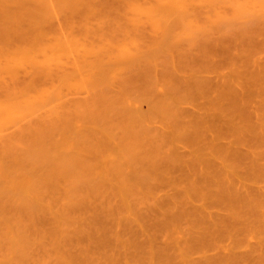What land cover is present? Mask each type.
<instances>
[{"label": "rangeland", "instance_id": "374dc122", "mask_svg": "<svg viewBox=\"0 0 264 264\" xmlns=\"http://www.w3.org/2000/svg\"><path fill=\"white\" fill-rule=\"evenodd\" d=\"M17 1L18 0H9V1L0 0V7L2 6L0 10H3L4 6L5 7L7 6L6 8L8 9L7 11V9H5L4 7L5 11L3 12H11L9 13L10 15L12 13L13 14L15 13L14 15L20 16L17 13L18 12L20 13L19 10L21 9V7L26 8L25 11L27 10L28 12V14L27 12L26 14L24 13L21 14V17L22 15H24L23 16L24 19L23 18L22 19L25 21L27 25L25 23L22 24L21 19H20L21 25H19L20 23L15 22V25L13 23L14 26H11V30H10V24H12V22L8 24L9 26L5 24L7 22H4V20H3L4 23L0 24V26H2V28L0 27L2 30L9 29L8 31H13V28L17 27L20 34V37L17 38L13 37V38H9L7 41H4L2 30L0 29V264L2 263L3 264H151V262L152 264H160V263L165 264L166 262H167L166 264H169L172 259V256H174L175 254L176 255L173 257L174 259H172L171 264H175L176 262H177L176 264H181L182 262H183L182 264H185L186 262H189L186 264H192L193 262H195L193 261L195 260L193 259V256L195 255L196 257H198L196 258L198 261H201L202 258L204 259V257L202 256L201 257L199 255L197 256L198 252L197 254H193L195 252L191 251V249L196 251L197 248L198 251L200 250L199 247L193 246V244L195 243H192L195 242L193 241V239H198L196 238V235L198 234V236L200 237L201 236L200 234L206 233V231L203 233V231L201 230L203 226L201 225L199 220H201L202 223L204 221L202 220L204 214L202 215L201 213L209 212L207 209H210V211L211 209H213V212L216 211L215 209H219L216 211L218 213L215 212L219 217L220 216L219 213H221L222 209L228 207L229 202L228 204L225 203L226 204L225 206L222 203V201L224 200L222 198H224L226 194L228 195L227 192L229 190L226 192L227 189L224 191L223 190L224 187H222V189L218 192L220 187L214 185L211 191L215 189L212 192L217 193V195L220 196L215 197L216 196L215 195L214 197H211L213 196V194L207 193L212 186L211 185L212 182L210 184L209 183L210 181L208 182V180L211 177L215 180L217 179L218 180V182L216 180L217 185H220L219 181L221 179H218L215 174L214 175L216 178L214 177V175L211 176L212 174L210 168H208L209 165L206 162H203L204 157L208 155L206 151V155L202 156L204 152L202 150L205 147L201 145L203 143L199 140L201 143L198 142L200 144L197 143V148H196L195 147L196 145L192 143L193 138L190 137L191 135L193 136V134L196 133L198 134V129L196 128L198 127V125L195 126V124H198V121L193 119V117L195 116L192 115H195L197 111L201 113V111L197 109L198 107L196 106V104L193 105V98L197 96V95L195 96V93L193 92H195V89L196 92L199 90L198 88H195V86L196 87L200 86L199 88H202L203 86L202 84H204L203 82L204 79L207 80V82L208 80H212L214 81L213 84H215V82H218L216 81V79L218 80V78H220L219 81H223L221 80V78L223 79V77L227 76L226 74H228V77L231 76V79L233 81L235 79L238 82L245 75L242 72L245 71L247 72L248 70V74H249V72L252 70L251 68L254 67L255 64H258L260 62V64L258 65H261L262 63H264V0H215L214 2L213 0H202V1L193 0V8L196 7L197 9H195V12L192 11L193 13H191L190 15L187 14L191 17L188 16L189 18L188 17L186 18L184 16L182 17L181 15V17L179 16L180 17L179 18L177 12L175 14L173 13V15L177 17L171 15L172 13L170 15L162 14L164 15L166 21H167L166 17H168V15L170 16L168 20L169 26L168 23L164 21L161 22L164 23V26L163 24L162 26H159L160 24L159 21H156V24H154L155 22L154 20L158 18L156 17V14H154L155 19L153 18L154 16L151 19H149L150 21L153 20L152 22L155 25L154 27H151L150 21L146 20L149 17L147 18V16H144L145 13L142 14V12H138L140 13L138 14L137 11H134V7L132 8V5L137 4L138 7L141 6V8L142 7L148 8L151 5L155 6L154 4L157 3V0H88L90 4L86 3L87 2L86 0H85L86 2L83 0L85 3H83L82 0H78L77 5L79 6L82 5V7L86 6L85 8L84 7L82 8L81 6L78 7L77 5L74 6V3L76 2L75 0H74L75 2L72 0L73 3L71 2V0H69L71 2L70 5L71 6L73 5L72 7L68 5L69 4L68 0H66V4L64 0H31L30 2H28L29 0H27V2L30 3V5L26 1H25L26 3H24V0L22 1L19 0L18 2ZM60 1L62 3L64 2V5ZM22 2L23 5L21 6ZM31 2L33 3L36 2V4L34 3L33 5V3ZM59 2L61 4H59ZM27 4L29 6H27ZM14 5H16V7L18 8H19L18 5H20V9L18 10V8H16L15 10H13L12 8H15ZM74 7L75 9H77V11H75ZM35 8L39 9L38 10L39 13L36 12L37 9L35 10ZM86 8L87 10H85ZM248 9H250L249 11L251 12H249ZM33 10H35V12L40 18L39 20L35 19L36 21L33 23H32L33 20L32 19L30 21L32 24L31 26H29L27 23L28 22L27 19H29L30 16L29 14L30 13L32 14V12H34ZM72 10H74V13L72 12ZM15 11L18 12L16 13ZM3 12L0 11L1 14H3ZM156 12L158 14H161L158 11H155V13ZM5 14L6 16H8L7 13ZM34 14L35 13H33V15ZM33 15L31 16L33 17ZM162 15H158V16H162ZM16 18L13 19L16 20ZM25 18L27 19L25 20ZM18 20L19 19H17V21ZM172 20L174 21L173 23H171ZM10 21H12V19ZM181 21H182V25H178L177 23H180ZM218 21L219 24L221 25L218 24ZM0 22H2V19H0ZM157 22L159 23L157 24ZM170 23L174 24V26L175 24H177L178 26L176 25L175 29H170L173 26ZM213 23L218 24V26L216 24L214 25ZM192 24L194 25V27ZM157 25H158V29L156 27ZM211 25L214 26L212 27ZM187 26H189V29ZM215 26L217 28H214ZM159 27H163V28H159ZM164 27H166L167 29ZM218 27L220 30H222L223 28L224 32L219 31ZM168 28L171 31V35H170V31H168L169 30ZM207 28H209V30H207ZM204 29H206L205 31L206 35L204 34L205 37L207 35H212V40L211 41L209 40L210 42H215L213 40L216 35L217 37L215 38V40H220L221 39L220 37H222L223 41L226 40L230 45L226 44V42H224L225 43L224 44L222 43L223 41L220 40L222 41L221 44L218 41H216V43L218 44L217 47L219 46L221 48L222 45H225L226 53L227 52L230 53V49L228 46L232 47L231 48L232 54L231 55L227 54L229 55V57L227 58L231 59L232 57L235 58V56H236L235 59L241 58L240 59L241 61L237 60L240 62L241 66L240 65L238 66L239 63L236 64L237 61L234 60L233 64H236L234 66L229 65L228 67L227 66L223 67V65L222 66L219 65L220 63L217 62L216 64L218 67L215 66L216 69L212 68V66L214 67V65H216L214 64V62L216 61H220V60L225 61L224 63L226 64L224 65L230 63L229 60L225 58L226 54L224 51L225 50L224 46H222L223 47V49L221 48L222 50L218 47L217 50L218 51L221 50L222 52H220L217 55H215V53L218 52H215L216 49H214L213 46H212L213 48L212 47L210 48L214 50H210V48L208 47H207L208 49L206 47L203 49L204 46L201 48L200 44L202 45V43H200L199 41H201L202 40L201 38H203L202 31ZM210 29L212 30V32H210L211 31ZM163 32L168 33L171 39H168L169 35ZM218 33L220 39L218 38ZM242 33L245 36H243ZM165 34L168 36H166ZM220 34L223 36H220ZM151 35H153V37L155 38L160 36V38L154 39L158 42L159 45L156 43V41L154 45H149L153 43L150 42L152 37ZM198 35L199 38L201 37L200 38L201 40H199ZM232 35L235 38L234 37L231 38ZM247 35H251V36L249 37ZM237 36L240 40L237 38ZM241 36L243 37L241 38ZM164 37H166V40ZM224 37L228 39H223ZM162 38L165 41V42L163 41L164 43L160 41L162 40ZM208 38L209 37L207 36L206 39L208 40ZM251 39L253 42L252 41L249 42V40ZM151 41H153V39ZM233 42H236V45L239 44L238 46H241L240 45L241 43L242 46L243 44H245V46L251 45L249 48L247 47L246 48L249 49V51L250 49H253L254 51H250L251 53H249L248 50L246 49L244 53L243 52L244 50H241L242 46L239 48L238 46L235 47L233 45L234 44ZM248 42L249 44L252 42V44L249 45L247 44ZM258 42L259 44L261 43L262 45L261 44L258 45ZM207 43L208 41L206 42V44ZM254 44L256 45L254 47H257L256 49H254L253 47ZM215 45L216 44L214 43V46ZM126 50H129L127 52V55L124 54V52L126 53ZM151 51L153 54L150 53ZM119 52H122L123 56L126 55V57H124L126 60L123 59V56L121 57L122 60L120 59L121 53L119 54ZM212 52L213 54H211ZM132 53L133 56L130 55ZM142 53H144L143 55H146L148 53L149 54L148 56L146 55V58H143L144 56L142 55ZM207 53L209 56L206 58L205 55ZM221 53H223L224 55H222ZM243 53L244 55H242ZM195 54L197 56L198 54L199 55L201 54V56H198L199 58L196 56L197 58H195V56H193ZM52 55L55 56L54 58L55 61L51 59L53 58L51 57ZM135 55L136 57L137 56L139 57L140 55L141 57L140 61L136 62L134 60L136 58ZM213 55L215 56L213 57ZM96 56H98V58H101L100 60L101 62L103 59H105L106 61L104 60L103 64L100 61H99L100 63L98 61H97L98 63L94 62L96 59L94 61L92 60L90 61H92L94 65L95 63H97L96 65L100 64L101 66L99 65V67L102 68L99 67L97 68L96 65L94 66L92 63L87 61V59L88 60L92 58L94 59V57ZM130 56H132L133 58ZM117 57L119 59H117ZM108 58H112L111 60L109 59L112 63L108 61V63L110 62L109 63L110 65H112L113 63L114 65L118 64L115 62H119L120 60L121 62V63L119 62L120 66L115 65L117 67L113 66L114 69L111 70L112 66H108L107 64ZM193 58L198 59L199 61L197 60L196 63V60ZM209 58L211 59L213 64L212 62L208 63L210 62ZM252 58L254 60H252ZM85 60L87 62H85ZM127 60L129 61L134 60L136 63L131 62V64L128 65L129 61ZM183 60L185 62H183ZM201 60L207 62H203ZM122 61L124 63L126 62L127 65H125L126 63L125 64L122 63ZM242 61H244L246 65ZM254 61H256L257 63L255 62L254 64ZM11 62L13 64H11ZM83 62L88 64V67H86L87 65L85 66ZM250 62L252 63V65L248 66L251 64ZM44 63L49 64V65L47 64L48 65L47 69L46 66H44L45 65ZM183 64L185 65V68ZM205 64L206 66L203 68L204 71H202V68H199V65H201L200 67H202ZM207 64L209 65L211 70L209 69V67L207 68ZM83 66L85 68H83ZM103 66L107 68V70L104 69ZM220 66L222 67L221 69ZM262 67H264V64L261 65V68ZM88 68L91 69L89 70ZM108 68H109V73H108L109 76L107 77H110V79L113 78L111 77L113 76V74L115 76V74L117 73L113 81L112 80L107 81V79L105 80L104 77L102 79H104L105 81L103 80L101 81V77H99L100 82L91 80L94 73H96L94 75H97V79H98V74H100L99 76H103L102 71L105 70L104 74H107L105 72L106 71L108 72ZM258 68H260V66H258L255 69ZM47 70L48 73H51V75L49 74L47 76L46 75L43 76V73L44 74L47 73ZM49 70L52 71L50 72ZM98 70H102V71H98ZM200 70L201 72H199ZM8 71L10 73H8ZM235 71L239 72L240 75L241 73L244 75H242L241 78H237L238 74H236ZM89 74L92 75L90 76ZM233 76L236 78H232ZM245 76L246 77L248 76L247 73ZM228 77L227 78L225 77V79H228ZM179 78L182 79L180 80ZM195 78H196L195 83L197 82L196 85L193 84V79ZM243 78L241 80H244ZM97 79L95 76L94 80ZM184 79H186L187 82L184 81ZM190 80L192 81L193 85L190 83ZM201 80L203 81L200 82ZM33 81L34 83H31L29 85V83ZM169 82L173 85L172 87L171 85H168L170 84ZM184 82H186L185 83L186 86L188 85L186 88H184L185 86ZM198 82L200 83L198 84ZM210 83L212 82L210 81ZM244 84L246 83L244 82ZM190 87L191 89L193 88L195 89L191 90ZM204 88L205 87H203V90ZM184 91H187L188 93H185ZM175 95L177 96L179 95V96L177 97ZM201 95H202L201 96L202 98H200L201 100L196 99V101H199L198 104L199 103L200 105L203 104L206 107H208L207 106L208 102H206L205 105L204 101H210V100L209 99L206 100L207 97L203 98V96L211 95L213 96V98L216 97L214 92L211 94L206 92L204 94L202 93ZM198 96L200 97L199 94ZM182 97H184L185 101H182L183 100ZM186 99L188 101H186ZM254 99L257 102L261 98H259V100L258 97ZM160 100L165 103H161ZM251 100H252V104L255 105V107L256 105L257 106L259 105L257 107L258 109H264V102L259 101L258 103H255L253 99ZM252 104H249L250 105L249 108H251ZM175 107L179 109L180 112L179 114L177 109L174 110ZM255 107L253 106L250 111H253ZM257 108L254 109L255 112H257ZM161 109L164 110V112ZM200 109H202V107ZM211 110H212L211 108L209 110L206 109L207 114H204V116L203 115L202 116L205 117L206 115L210 114L209 112H211ZM146 111L147 113L144 114ZM213 111L214 112L216 111L215 107ZM255 112L253 111L252 114L253 113L255 114ZM257 114L259 116L260 115L262 116V118L260 116V122H258L260 125H262L261 126L262 128L264 127V110H262V112L261 110H259ZM157 115H160V119H158L159 116L157 117ZM154 116L157 117L158 121L154 119L156 118ZM173 116L175 117L176 120L178 118V120L176 121L173 118ZM163 118L166 120H163ZM180 120H182V122ZM173 121L176 123H174ZM125 123L127 126H129L128 128L125 125ZM176 124H179L180 126ZM182 124H184V126ZM259 124H257V129L260 128ZM181 125L183 126V128ZM195 128L197 129L195 131L196 133L193 132ZM261 132H262L261 134L259 133V135H262L261 138L259 137L260 141L264 140L262 139L264 138V129H262ZM125 134H126V138H125ZM119 137L122 140V142H120ZM248 137L247 139L245 138L247 140V141L245 140L246 142H244L243 140L244 143H242V147L241 144L237 145L236 143H232L233 146L231 144L232 149L234 147L235 150L237 149V152L238 150H240V148H241L240 151H245V150L247 151V153H245L246 151L243 153L245 155L243 156L239 155L236 159L235 158L233 160L231 159L232 161H237V162H232L235 164L237 163L235 166L234 164H232L234 167L232 165L230 166V162H231L230 158L228 160L226 159L221 160L220 158V156H222L221 154L220 156L217 155L218 157L216 156L217 158H215L219 165L221 160L222 165L217 166L220 167V169L218 170L217 168V172L214 173L218 174L217 176H219L220 174V177L223 180V182L221 180L222 184L226 181H229L231 176H232L231 178L233 179L237 177V180H234V182L235 181L241 182L240 180L244 179V181L247 183L246 184L244 182H241L242 186L244 188H247V189H243V187L240 186V183L235 182L238 183L240 188L243 189L245 192L243 193V190H241L242 191L241 192L238 189L239 188L238 186L236 187L237 189L234 187L236 189L234 191H232L233 188L232 190L230 188L232 192L238 190L239 192L237 191L234 194H237L239 197L234 196L232 199L231 198L233 196L232 193L231 196L229 195L230 198L228 196L225 197V199L226 198L231 199L229 201H231L232 203V201L235 200L236 202L239 198L237 202L238 203L241 202L240 203L241 205H238L236 202L237 204L236 206H240V208H243L244 205H246L247 208L250 206V209L246 208L242 210L239 208L241 212L238 210L237 207H236L237 210L233 211L235 206L234 205L232 206L231 204L229 205H231L230 208L234 207L232 208L233 210L232 209L230 210V208L229 210L225 209L228 212L226 211L224 212L226 214L229 213L228 214L229 218L227 216L226 218H228L229 221L230 219L231 221H233V224H231L232 222L230 224L233 225L231 227H234L233 230L234 232L232 234L228 233L230 237L227 233H226L227 235L225 234V236H223L224 234L220 232V230L225 231L228 229L226 227V229L224 230V228L222 229L221 227L222 225L226 226L227 224L229 225L230 230H232L230 224L227 221H226L227 224H224V222L223 224H221L222 222L220 223L221 226L219 225L220 226L219 227L220 230H219L214 228L217 227V225L219 224L218 218H217L218 222L214 220V218H216L217 215L214 218L211 217L213 218L214 222H216L215 224H213L214 222L210 218L211 220L210 222L213 223L210 222L208 223L210 225V227L208 226L209 227L208 230L209 229L211 230L213 228V230H211L212 234L215 231L217 233L215 232L216 237H215V233L213 234L214 237L212 235H207L208 237L204 239L205 243L207 244V242L210 241L211 239L213 240V238L215 239L214 241H217L219 238H222L221 240L224 242L223 244L221 241L220 243L219 241L211 242V243H218V245L220 244L219 246L217 245L218 247L214 249V250L217 249L216 252L213 251V247L215 244L212 247V251H210V249L206 251V249H208V247L210 246L205 244L208 247L205 249L203 248V251L201 250L202 251L201 253L204 254V252L206 251L207 254L205 257L207 258L210 255L215 254L217 256L218 254L217 258H219V255L222 254L219 253L221 252L220 249L226 247L225 245L226 239L230 238V240L228 239L229 241L233 239L230 242L231 244L227 242L226 249L228 248L229 249V250L227 249L228 252H231L229 253V256L225 255L224 250L222 251L224 255L223 254L220 255V256H224V260L226 262L224 264H230V263L232 264L235 261L233 257H235L236 259V257H245V255L247 256L245 258L247 262L245 260L244 261L241 260L243 264H245V262L246 264H250V263L252 264L251 259L254 260L253 264L255 263V261H256L255 264L261 263L260 260L264 261V256H261V254L264 255V247H262L264 246V244H262L264 243L262 242V240H264V235H262L264 234L262 233L264 232L262 231L264 230V226L261 225L264 224V215L260 214V212L264 214V209H261L262 206H264V205L261 206V204L264 203V181L261 182L262 180L261 177H264V175H262L261 173L262 176L260 177L259 175H254L255 173H253L252 176V169H251L253 168V165L255 167L258 163V165L253 170L256 171V174H259L261 171L264 172V158H262L264 157V154H262V152H264L262 151L264 150V147L258 149V147L264 145V142L261 141L262 143L261 142L259 143L258 141H255L256 143L262 144L261 146H259V144H256L254 141L252 142L251 139H249ZM254 137L256 138V135ZM124 139H126L127 141L123 142ZM256 139H258V136ZM187 140L190 143L187 142ZM225 141L227 140L225 139L220 140V144L225 146V148L224 146L221 147L223 149H226V147H228L226 146ZM249 141H251V143ZM216 142L219 143V140H217ZM247 142H249V144H247ZM144 144H145V147H143L144 149L140 148V146L142 147L144 146ZM252 144L254 145L250 146ZM157 145L159 146L157 147ZM199 146H201L200 147L201 149L198 151L197 149H199ZM218 146L220 148L221 145ZM248 147L250 150L248 149ZM146 148L148 149V151ZM168 148L170 150H168ZM176 148L177 150H175ZM193 148H196V152H193L195 151ZM252 149H253L252 151L253 153L250 152ZM255 149L259 152L255 151ZM174 151L175 152L178 151V152L175 153L174 155ZM95 152L96 155H94ZM159 152H160V156L158 155ZM168 152L173 155H170ZM97 153H99L100 156ZM153 153L157 156L151 155ZM149 154L150 156H148ZM258 154H260L261 156ZM164 155H166L165 157L168 156V159L167 158L165 159ZM210 156L206 158L208 160L210 159V161L212 160L213 163L210 161L207 162L210 165L211 164L213 165L215 162L214 159L215 156L212 158ZM259 156L260 158H262L261 159L262 161L258 159ZM129 157L135 158V160L131 158L130 161L127 159ZM201 157L203 158L200 159ZM158 158L159 159L163 158L162 159L163 162L161 161V159L159 160ZM223 158H225L224 155ZM256 159L260 163L262 162V165L259 164V162ZM164 160L167 161L166 163L169 162L170 166L166 163H165L166 165H161V163H164ZM193 160H195L196 162ZM136 161L137 162L140 161V162L136 163ZM222 161H224L226 164ZM141 163L146 166H143ZM148 163L149 165L147 167ZM193 163H197V165L200 163L201 164L200 166L198 165L199 166L198 167L196 165H193ZM244 163H247V166ZM137 164H141L142 166L141 165L137 166ZM151 164L155 165L154 166L155 168L152 166L153 170H151L152 169L150 166ZM202 164H204V166L207 165V170L202 169L203 168ZM238 164L241 165L238 166ZM60 165L62 167H60ZM216 165L214 164V166ZM227 165H229L232 169L234 168V170L235 169L238 171L240 170L241 173L240 171L237 173L235 172L236 174L235 176L233 175L232 172H230V174H232L230 176L229 174L230 168H228L229 170L227 171L226 169ZM163 166H166L164 168L167 169H163ZM195 166L197 167L196 169L197 171L193 170V167ZM168 167L170 168V170L168 169ZM241 167L244 168L241 169ZM248 167L249 168L251 167L249 170L251 171V173H249V171L246 170ZM143 168L144 170L147 168L145 170L146 173L148 174L150 172L151 175V176L149 175L151 178L149 177L148 179V175L146 174L145 176L143 172L145 178L143 175L142 178L144 179L145 182L144 181L141 182L143 179L140 178L141 171H143ZM179 168L182 169V171ZM198 168H200L201 170L200 169L198 170ZM118 169H120V172L121 170L123 173L125 172L124 177L127 175L129 178L126 176L125 179H123L124 178L122 177L123 174L122 176H120L121 173L119 172ZM172 169L174 171H172ZM150 170L153 171L154 173L152 174ZM136 171H138V173H136ZM202 171L204 174L206 172L205 174L206 177L197 175L199 173L203 174ZM167 172H169V174ZM226 172H228L227 174H229L228 175L229 179H227V177L224 176ZM130 173L132 176L130 175ZM193 173H196L197 177ZM239 173L242 174V176L245 178H241L240 177L241 175H239ZM136 174L138 175L140 174V175L138 176ZM200 176L203 178V179L199 178L202 181L204 180V178H206V180H204L206 181V183H204L205 186L207 184L211 185L208 187L209 189L205 188L204 185L201 186V184L204 181L203 182L201 181L202 183H199L200 188L199 187L195 188V186H192L190 187L191 188L190 189L189 186H191L192 183L197 185L196 183L200 182V180L198 181L197 179H195ZM154 177H158V179L160 177V180H157V178L155 179ZM148 180H150V185L149 183H146L149 182ZM232 181L230 180L231 182L230 185L229 182H226L228 185L226 184L227 185L226 186L224 183L223 186L229 188V186H232L233 183ZM254 182L255 185H252L254 184ZM51 183L54 186H52ZM123 184L125 185V187ZM145 184H148L147 185L148 187L144 186ZM155 184H157L158 186ZM116 185L119 187H116ZM202 187L207 190L206 191L203 190ZM218 187L219 189H217ZM257 187L261 190H258ZM250 188L251 189L253 188L252 192ZM187 189L189 190V192L190 191L193 192V194L191 192L189 193L188 191L186 192L185 190ZM120 190L122 191L120 192ZM182 190L184 193L182 192ZM222 190L224 191V193H221ZM246 190L249 196H252L254 194L257 198L256 197L254 198V195L252 197L254 198V200L257 201H254L252 197L247 196ZM28 191L30 193H28ZM34 191L36 193H34ZM202 192L205 194L203 195L206 196V198L203 197L204 200L200 198L198 195V194L201 195ZM120 193L122 194L123 197L121 196ZM180 193H181V197L177 196V194L180 195ZM196 194L201 199L200 204H198L197 200H195L198 198H193V196H195ZM128 195L129 198H127ZM134 195L135 197H133ZM203 195H201V197ZM241 195H243L244 197L243 200H240L242 197ZM207 196H209L210 198ZM245 196L246 198L247 197L250 198L249 199L250 202L253 201L255 203L253 202L250 203L248 199L245 198ZM235 197L238 198L236 199ZM212 198L215 199L217 198L216 200H219L217 201L219 202L218 203L219 206H217L218 205L217 203H215L217 205L214 204V206L212 205L213 204L212 203L211 204L212 207L206 205L208 208L205 206L204 207L201 206V202L202 204L205 205L207 204V202L212 201L209 200ZM33 199L35 203H38V205L34 203H32V206L30 205L31 202H33ZM179 199L180 200L184 199L186 204H183L184 201L180 202ZM190 199H192V201ZM215 199H213V201ZM162 200L165 202H163ZM205 200L207 202H205ZM193 201H196L198 205ZM235 202L233 203L235 204ZM242 202H244L243 205ZM164 203L165 204L168 203V204L165 205ZM220 205L224 207L221 208ZM184 206L185 207L193 206L192 208L195 209L196 207L197 210H201V208L199 209V207L201 206L202 209L205 211L198 214L199 211L195 209L196 210L195 212H197L198 215H202V218H197V214L193 213L192 208L190 209L189 207L188 208L186 207L183 208L184 210H182V207ZM251 206L252 209L256 207L258 208V210L256 209L252 210L253 212L256 211L258 214L257 213L252 214L253 212L250 213L252 215L249 214L248 210L251 211ZM245 210H247L246 212L250 216L258 215L259 217L260 214V218H256L254 216L256 219L255 221L249 220L250 216L247 215L249 217L248 218L249 221H251L252 223L256 222V225L254 224L255 226H253V227L257 226L256 228L251 229L252 225L250 224L252 223L248 221L250 223V224L248 223L250 225L249 228L247 224V220L244 217ZM187 211L189 212L190 215L187 213ZM231 211H233L234 213ZM172 212L173 213L176 212L177 214H173ZM182 212L186 216L189 215L188 216L189 219L186 218L182 214ZM237 212H239V214H235ZM178 213H180L179 214L180 216L178 215ZM225 213L221 215H225ZM240 213H242L244 216L241 215ZM177 215L179 217L175 218ZM191 215L193 216L191 217ZM206 215L205 217H207ZM209 215L210 213L208 214V217H210ZM230 215H232L233 217H231ZM125 216L128 219H126ZM174 218L177 220V222H174L175 220ZM184 218L187 219V222H189L190 225L189 223H186V220ZM219 218L221 219L224 218L225 221L224 216ZM234 218L236 220H234ZM181 219H183L184 221L182 220L183 221L182 222ZM244 219L246 220L245 223L247 225L242 223L241 220H243L244 222L245 221ZM205 220L206 221H204V223L209 221V218L208 220L207 218ZM171 221L172 223L174 222V224H172ZM179 222L181 223V225ZM196 223L201 225L200 227H198L199 231H197L198 229L193 230L197 228L195 225L198 224ZM234 223L236 224V226L237 224L238 225L242 224L243 226L241 225L240 229L246 230V228L248 227V230L246 231V233H244L245 231L243 230H242L243 233L240 232V234H238L239 233L238 232L237 234H235L236 235L235 237L234 233L235 231H238L237 228H239V226L236 227ZM213 225L215 226L213 227ZM192 226H195V228H193ZM205 229L206 228H204L203 230ZM230 230L228 229V231L231 233ZM249 230L250 233H248ZM257 230L259 231V233ZM193 232H196V234H193ZM211 232L209 231V233ZM190 233H191V237H190ZM192 234L195 235V237H192ZM242 234L245 235L247 234V235L245 236ZM56 235L58 237H55ZM220 235L221 237H219ZM243 236H245V238H243ZM188 237L189 239L191 238L189 241H187ZM239 237L242 239H240ZM181 238L183 239V241H180L182 240ZM235 239L237 240L236 242H238V240L240 239L238 245L242 243L251 245V243H253L254 245L253 244L252 245L254 246L253 247L254 252L248 251L247 250L248 248L246 249L247 245L245 244H243L242 246L240 245L241 247L237 246V248H241V249L235 250L234 248H236L237 245L236 242L234 243ZM146 240L147 242L149 240V242L148 243L144 242ZM172 240L173 241L176 240V242L175 241L173 242ZM206 240L208 241L206 242ZM244 240L245 241L249 240L251 243L243 242ZM125 242H128V245L127 243L125 244ZM183 242H185L187 245L188 244H192V245L187 246ZM202 242L203 239L201 241V245ZM232 244H234L235 247ZM195 245L199 246L198 243ZM221 245H224V247ZM230 245L231 247L233 246L232 247L233 252L232 249H230ZM244 245L246 247H244ZM250 245L248 247H251ZM182 246L183 247L187 246L191 248L188 249L186 247L185 249ZM242 247H244L245 249ZM251 248H249V250L253 249ZM161 249L163 250L161 251ZM173 249H175V251ZM164 250L167 251L164 252ZM168 250L169 251L171 250L169 252V257L167 255ZM172 250L174 251V255ZM227 250H225L226 254H227ZM236 251L240 253H237ZM201 253L199 254L201 255ZM164 254L165 256L167 255L165 260L163 259L165 258ZM189 255L190 257H192L191 258L192 262L190 261L191 260L190 257L187 258ZM257 255L262 258L259 259L260 257H258ZM199 257L201 258V260L199 259ZM228 257H230L229 260L232 259L234 261L230 260L232 262H229V260H227ZM158 258L160 259L159 261ZM214 259H213L214 263L217 264L215 262L216 261L215 257ZM204 260L207 261L206 258ZM222 260L223 259H221V261ZM257 261H259V263ZM204 262L203 263L195 262V263L196 264L208 263V262L205 263ZM242 262L240 263V260L238 259V263L242 264ZM220 263L222 262L219 261V264Z\"/></svg>", "mask_w": 264, "mask_h": 264}, {"label": "bare ground", "instance_id": "6f19581e", "mask_svg": "<svg viewBox=\"0 0 264 264\" xmlns=\"http://www.w3.org/2000/svg\"><path fill=\"white\" fill-rule=\"evenodd\" d=\"M8 1H9V0H8ZM18 1H19V0H18ZM18 1H17V2H18ZM21 1H22V0H21ZM25 1L27 2V0H24V3H26ZM30 1H31V0H29L28 2H30ZM73 1H74V0H73ZM73 1L71 0L72 3H73ZM75 1H76V2H75ZM75 1H74V2H75V3H74V6L78 4V0H75ZM82 1H83V0H82ZM84 1H85V0H84ZM84 1H83V3H85L86 1H87L86 3H89L88 0H86L85 2H84ZM201 1H202V0H201ZM214 1H215V0H213V2H214ZM28 2H27V3H28ZM36 2H37V1H36ZM36 2H34V3L36 4ZM60 2H61V1H60ZM60 2H59V4L62 3V2H61V3H60ZM64 2H65V4H66V0H64ZM64 2L62 3L63 5H64ZM71 2L68 0V3H69L68 5H70ZM209 2H210V1H209ZM9 3H10V2H9ZM19 3H21V2H19ZM31 3H33V2H31ZM34 3H33V5H34ZM79 3H80V1H79ZM211 3H212V2H211ZM14 4H15V3H14ZM16 4H17V3H16ZM28 4L30 5V3H28ZM28 4H27V6H29ZM89 4H90V3H89ZM89 4H88V5H89ZM213 4H214V3H213ZM12 5H13V4H12ZM22 5H23V2H22V4H21V6H22ZM25 5H26V4H25ZM154 5H155V6L151 5V6L148 7V8H143V7L141 8V6L138 7L137 4H136V5L133 4V5H132V8L134 7V11H137V13H138V12H142V14L145 13L144 16H147V18L149 17V18L146 19V20L151 19L153 16H154L153 18L155 19V15H154V14H156V17H158L159 19H158V18H157L158 20L155 19V20H154V21H155L154 24H156V21H159V22H160L159 26H162V24H163V26H164V23H161V22H163V21L168 23V20H169V17H170L169 15H170L171 13H172L171 15H173V13L175 14V13L177 12L178 17H179V16L181 17V15H182V17L184 16V17L187 18L191 13L195 12V9H197L196 7L193 8V0H157V3H155ZM210 5H212V4H210ZM3 6H4V4H3ZM18 6H19V8L16 7V5H14L15 8H12V9L15 10L16 8H18V10H19V9H20V5H18ZM72 6H73V5H72ZM72 6L70 5V7H72ZM77 6H78V7H80V6L82 7V5H80V6L77 5ZM1 7H2V6H1ZM1 7H0V9H1ZM4 7H5V6H4ZM4 7H3V10H0L1 12L5 11V9H7V8H6L7 6L5 7V9H4ZM12 7H13V6H12ZM83 7H84V6H83ZM83 7H82V8H83ZM85 7H86V6H85ZM85 7H84V8H85ZM212 7H213V6H212ZM22 8H23V7H21V9L19 10L20 13H19L18 11H15L16 13L18 12L17 14H19L20 16L14 15L15 13H14V14L12 13L13 15H12V14L10 15L9 13H11V12H3V14L0 13V19H2V22H0V24H1V23L3 24L4 22H7V23H5V24L8 25V24H10V23L12 22V24H10V30H11V26H14V25H15V22L20 23V21L22 20V21H21L22 24L25 23V21L23 20V19H24V18H23L24 15H22V17H21V14H23V13L26 14L27 10L25 11L26 8H23V10H22ZM65 8H66V7H65ZM36 9H37V8H35V10H36ZM68 9H69V7H68ZM70 9H71V8H70ZM74 9H75V7H74ZM21 10H22V12H21ZM35 10H33L34 12H32V14H31V13L29 14V15H30V16H29V19H30V20L27 19V18H25V20L27 19V21H28L27 23H28L29 26H31V24H32L33 22L36 21L35 19H38V20H39V18H40V17L37 15V13H39V11H38L39 9L36 10L37 13L35 12ZM85 10H87V8H86ZM198 10H199V8H198ZM249 10H250V9H248V11H249ZM7 11H8V9H7ZM9 11H10V10H9ZM11 11H12V10H11ZM23 11H24V12H23ZM31 11H32V10H31ZM31 11H29V12H31ZM75 11H77V9H75ZM155 11H158V12L161 13V14H158L157 12L155 13ZM192 11H193V12H192ZM243 11H244V10H243ZM246 11H247V10H246ZM40 12H42V11H40ZM72 12L74 13V10H72ZM180 12H181V13H180ZM244 12H245V11H244ZM249 12H251V11H249ZM5 13H7L8 16H10V17L6 16ZM33 13H35V14L33 15ZM70 13H71V10H70ZM252 13H253V12H252ZM4 14H5V16H4ZM27 14H28V12H27ZM138 14H140V13H138ZM162 14H165V15L169 14L168 17L165 16V17L167 18V21L165 20L164 15H162ZM187 14H189V15H187ZM238 14H239V13H238ZM253 14H254V13H253ZM253 14H252V16H253ZM256 14H257V13H256ZM31 15H33V17H32ZM158 15H162V16H158ZM216 15H217V14H216ZM35 16H36V17H35ZM37 16H38V17H37ZM173 16H174V17H177V16H175V15H173ZM173 16H172V17H173ZM11 17H12V18H11ZM16 17H17V18H16ZM18 17H19V18H18ZM180 17H179V18H180ZM189 17H191V16H189ZM189 17H188V18H189ZM216 17H217V16H216ZM248 17H249V16H248ZM3 18H4V19H3ZM8 18H9L10 20L12 19V21H10ZM13 18H14V19L16 18V20H14ZM22 18H23V19H22ZM160 18H161V19H160ZM163 18H164V19H163ZM17 19H19V20L17 21ZM20 19H21V20H20ZM32 19H33L34 21H33ZM162 19H163V20H162ZM172 19H173V18H172ZM3 20H4V22H3ZM31 20H32V23L30 22ZM170 20H171V18H170ZM217 20H218V19H217ZM9 21H10V22H9ZM149 21H150V20H149ZM152 21H153V20H152ZM152 21H150V23H151L150 25H151V27H154L155 25L153 24ZM37 22H38V21H37ZM147 22H148V21H147ZM159 22H157V24H158ZM169 22H171V21H169ZM173 22H174V21L172 20L171 23H173ZM190 22H191V21H190ZM13 23H14V25H13ZM17 23H16V24H17ZM167 23H166V24H167ZM171 23H170V24H171ZM25 24H26V23H25ZM152 24H153V25H152ZM166 24H165V26H166ZM177 24H178V25H182V21H181L180 23H177ZM177 24H175V26H176ZM213 24H214V23H213ZM215 24H216V23H215ZM215 24H214V25H215ZM218 24H219V21H218ZM218 24H216V25L218 26ZM222 24H223V23H222ZM19 25H21V23H20ZM26 25H27V24H26ZM171 25H173V26H172L173 28L170 26V27H171V28L169 27L170 29H175V28H176V27L174 26V24H171ZM178 25H177V26H178ZM192 25H193V24H192ZM214 25H213V26H214ZM219 25H221V24H219ZM224 25H225V24H224ZM226 25H227V24H226ZM3 26H5V25H3ZM8 26H9V25H8ZM168 26H169V23H168ZM168 26H167V27H168ZM209 26H210V25H209ZM211 26H212V25H211ZM213 26H212V27H213ZM0 27L2 28V26H0ZM6 27H7V26H6ZM6 27H5V28H6ZM18 27H19V26H18ZM156 27H157V29H158V25H157ZM187 27H188V29H189V26H187ZM193 27H194V25H193ZM1 28H0V29H1ZM12 28H13V27H12ZM159 28H163V27H159ZM164 28H166V27H164ZM169 28H168V29H169ZM209 28H210V27H209ZM209 28H207V30H209ZM214 28H217V27L215 26ZM220 28H221V27H220ZM225 28H226V27H225ZM14 29H15V30H14ZM166 29H167V28H166ZM166 29H165V30H166ZM170 29H169L168 31H170ZM218 29H219V27H218ZM218 29H217V30H218ZM1 30H2V29H1ZM8 30H9V29H8ZM8 30H7V29L2 30V34H3V39H4V41H7L9 38H13V37H14V38H17V37H20V34H19V31H18L17 27H14V28H13V31H15V32H13V31H8ZM154 30H155V29H154ZM165 30H164V31H165ZM210 30H211V29H210ZM217 30H216V31H217ZM16 31H17V32H16ZM166 31H167V30H166ZM203 31H204V32H203ZM203 31H202L203 35H202V33H201V35H202L203 38L200 37V38L203 40V42H202V40L199 38V35H198L199 40H201V41H199V42L202 43V45L200 44L201 48H202L203 46H204L203 49H204L205 47H206V48H207V47L210 48V47L213 46L214 49H216L215 52H218V53H215V55H217V54H219L220 52H222V51H221V50L223 49L222 46H224V49H225L224 51H225V54H226V55H225V58L229 57V55H227V54H230V55L232 54V53H231V51H232L231 48H232V47L228 46V45H230V44H229L226 40L223 41V40H222V37H220L221 39L219 38V33H218V38H219L220 40H222L223 42L220 41V40H215V38L217 37L216 34H215L216 36L214 37V40H213V41H215V42H210V41L212 40V35H207V36L209 37L208 40H207V39H206L207 36H206V37L204 36V34L206 33V32H205L206 29H204ZM219 31H223V32H224V29H223V28H222V30L219 29ZM210 32H212V30H211ZM223 32H222V33H223ZM163 33H166V32H163ZM214 33H215V32H214ZM166 34H168V33H166ZM166 34H165V35H166ZM208 34H209V32H208ZM211 34H213V33H211ZM168 35H169V34H168ZM168 35H166V36H168ZM170 35H171V31H170ZM170 35H169V38H168V39H171V38H170ZM172 35H173V34H172ZM174 35H176V34H174ZM205 35H206V34H205ZM239 35H241V34H239ZM239 35H238V36H239ZM242 35H243V33H242ZM151 36H152V37H151ZM151 36H150V37H151V40L153 39V41L150 40V42H151V43L153 42V43H152V44H149V43H148V44H149V45H154V43H155V41H156V40H154V39H156V38H160V36L157 35L158 37H156V38L153 37V35H151ZM154 36H155V35H154ZM162 36H163V35H162ZM196 36H197V35H196ZM220 36H223V35L220 34ZM238 36H237V38H238ZM243 36H245V35H243ZM243 36H241V38H242ZM247 36L250 37L251 35H247ZM172 37H173V36H172ZM210 37H211V38H210ZM232 37H234V36L232 35L231 38H232ZM249 37H248V39H249ZM164 38H165V40H166V37H164ZM176 38H177V37H176ZM195 38H197V37H195ZM234 38H235V37H234ZM237 38H236V40H237ZM246 38H247V37H246ZM251 38H252V37H251ZM172 39H173V38H172ZM223 39H228V38H225V37H224ZM238 39H239V38H238ZM11 40H12V39H11ZM157 40H160V39H157ZM206 40L208 41L207 44H206V42H207ZM209 40H210V41H209ZM236 40H235V41H236ZM239 40H240V39H239ZM160 41L163 42V41H164L163 38H162V40H160ZM168 41H169V40H168ZM170 41H171V40H170ZM172 41H174V40H172ZM195 41H196V40H195ZM216 41H218L220 44H221V42H222V43L226 42V44H228L227 46H228L229 49H230V53H228V52L226 53V48H225L226 46H225V45H222V46H221L222 49L218 46V47L221 49V50L219 49L220 51H218V50H217V49H218V47H217L218 44L216 43ZM232 41H234V40H232ZM246 41H247V40H246ZM250 41H252V39L249 40V42H250ZM260 41H261V40H260ZM148 42H149V41H148ZM164 42H165V41H164ZM164 42H163V43H164ZM229 42H230V41H229ZM249 42H248L247 44H249ZM252 42H253V41H252ZM252 42H251L250 44H252ZM156 43L158 44L157 41H156ZM203 43H204V45H203ZM210 43H211L212 45H211ZM214 43L216 44V45H215L216 48H215V46H214ZM233 43H234V44H233ZM233 43H232V44H233L235 47H237V46L239 45V44L236 45V42H233ZM237 43H238V41H237ZM220 44H219V45H220ZM224 44H225V43H224ZM250 44H249V45H250ZM255 44H256V43H255ZM255 44L253 45V47L257 45V44L255 45ZM260 44H261V43H260ZM260 44H259V42H258V45H260ZM149 45H148V46H149ZM158 45H159V44H158ZM158 45H157V46H158ZM240 45L242 46V43H241ZM261 45H262V44H261ZM241 46H238V48L241 47ZM244 46H245V44H243V46L241 47L242 49H241V48H240V49H241V50H244L243 52L245 53V50H246L247 48H249L251 45H250V46H248V45L245 46V49H244ZM126 47H128V46H126ZM136 47H137V46H136ZM136 47H135V50H136ZM213 47H212V48H213ZM246 47H247V48H246ZM123 48H124V46H123ZM208 48H207V49H208ZM212 48H210V50H214V49H212ZM256 48H257V47H254V49H256ZM260 48H261V47H260ZM130 49H131V48H130ZM133 49H134V48H133ZM143 49H144V48H143ZM143 49H142V50H143ZM146 49H147V48H146ZM158 49H159V48H158ZM199 49H200V48H199ZM135 50H134V51H135ZM138 50H139V49H138ZM205 50H206V49H205ZM247 50H248L249 53H251L250 51H254L253 49H250V51H249V49H247ZM128 51H129V50H126V53L124 52V54L127 55V52H128ZM140 51H141V49H140ZM145 51H146V50H145ZM145 51H144V52H145ZM201 51H203V50H201ZM208 51H209V50H208ZM224 51H223V53H224ZM138 52H139V51H138ZM154 52H156V51H154ZM161 52H162V50H161ZM161 52H160V53H161ZM204 52H206V51H204ZM238 52H239V51H238ZM246 52H247V51H246ZM248 52H247V53H248ZM120 53H121V55H120V59L122 60L121 57H122L123 55H122V52H119V54H120ZM134 53H135V52H134ZM150 53H152V51H151ZM160 53H158V54H160ZM200 53H201V52H200ZM223 53H221V54L224 55ZM244 53H243L242 55H244ZM119 54H118V56H119ZM143 54H144V53H142V55H143ZM148 54H149V53H148ZM148 54H146V55L148 56ZM152 54H153V53H152ZM158 54H157V55H158ZM211 54H213V52H212ZM211 54H210V55H211ZM240 54H241V53H240ZM126 55L123 56V59H125L124 57H126ZM130 55L133 56V53L130 54ZM146 55H143V56H144L143 58H146ZM150 55H151V54H150ZM155 55H156V54H155ZM202 55H203V54H202ZM215 55H213V57H214ZM222 55H221V56H222ZM246 55H247V54H246ZM246 55H245V56H246ZM132 56H130V57H132ZM193 56H195V58H197L198 56H201V54H200V55L198 54V56L195 54V55H193ZM196 56H197V57H196ZM205 56H206V58H207V57L209 56L208 53H207ZM205 56H204V57H205ZM233 56H234V54H233ZM51 57H53V58H51ZM51 57H50V58H51L52 60L55 61V59H54L55 56L52 55ZM96 57H97V58H96ZM96 57H94V59H93V58H92V59H89V60L87 59V61H89L90 63H92V61H94V60L96 59L94 62H97V61L99 62V61L101 60V58H98V56H96ZM106 57H107V56H106ZM108 57H109V56H108ZM110 57H111V56H110ZM127 57H128V56H127ZM130 57H129V58H130ZM135 57H136V55H135ZM139 57H140V55H139ZM139 57L137 56L134 60H135L136 62L140 61L141 57H140V58H139ZM210 57H211V56H210ZM239 57H240V55H239ZM242 57H243V56H242ZM115 58H116V57H115ZM115 58H114V59H115ZM132 58H133V57H132ZM137 58H138V59H137ZM195 58H193V59H195ZM198 58H199V57H198ZM225 58H224V59H225ZM232 58H234V57H232ZM232 58H231V59H228V58H227V59L229 60V63H230V64L224 65V64H226V63H224L225 61H221V60H220V61H216V62H214V64H216V63L218 62V63H220L219 65H221V66L223 65V67H225V66L228 67L229 65H233V66H234V65H236V64L239 63V64H238V66H239V65H240V62H239V61H241V60H240L241 58H239V59H235L236 56H235L234 59H232ZM237 58H238V56H237ZM98 59H99V60H98ZM109 59L111 60L112 58H108V60H107V64H108V66H112L111 70L114 69L113 66H115V65H119V64L121 63L120 60H119L120 63H119V62H115V63H118V64H115V65H114V63H113L112 65H110L109 63H110L111 61H110ZM114 59H113V60H114ZM117 59H119V58L117 57ZM117 59H116V60H117ZM136 59H137V60H136ZM202 59H203V57H202ZM209 59H210V58H209ZM227 59H226V61H227ZM245 59H247V58H245ZM48 60H49V59H48ZM90 60H92V61H90ZM104 60H105V59H103L102 62H101V61H100V62L103 64ZM125 60H126V59H125ZM125 60H124V61H125ZM131 60H132V59H131ZM134 60H133V61H129V60H127V61H129L128 65L131 64V62H132V63H136ZM143 60H144V59H143ZM184 60H186V59H184ZM184 60H183V62H185ZM195 60H196V63H197V60H198V59H195ZM207 60H208V59H207ZM217 60H218V59H217ZM230 60H231V61H230ZM234 60H236V61L239 60V61H237V63L235 62L236 64H233ZM242 60H243V58H242ZM252 60H254V59L252 58ZM46 61H47V60H46ZM87 61L85 60V62H87ZM105 61H106V60H105ZM108 61H110V62L108 63ZM114 61H115V60H114ZM114 61H113V62H114ZM117 61H118V60H117ZM198 61H199V60H198ZM201 61H203V62H207V61H204V60H201ZM213 61H214V60H213ZM245 61H246V60H245ZM15 62H16V61H15ZM56 62H57V61H56ZM59 62H60V61H59ZM59 62H58V63H59ZM89 62H88V63H89ZM98 62H97V63H98ZM100 62H99V63H100ZM211 62H212V61H211V59H210V62H208V63H211ZM242 62L244 63V61H242ZM255 62H256V61H254V64H255ZM49 63H50V62H49ZM51 63H52V62H51ZM83 63H84V62H83ZM97 63H95V65H96ZM111 63H112V62H111ZM122 63H124V62L122 61ZM125 63H126V62H125ZM125 63H124V64H125ZM193 63H194V62H193ZM221 63H222V64H221ZM227 63H228V61H227ZM231 63H232V64H231ZM243 63H242V64H243ZM250 63H251V62H250ZM256 63H257V62H256ZM11 64H13V63L11 62ZM44 64H45V65H44ZM44 64H43V65L46 66V69H47V66H48L49 64H48V63H44ZM47 64H48V65H47ZM84 64H85V66L87 65L86 67H88V64H86V63H84ZM92 64L94 65V63H92ZM212 64H213V62H212ZM212 64H211V65H212ZM244 64H245V63H244ZM258 64H260V62H259ZM258 64H255V66L251 68V69H252L251 71L249 70V71H250L249 74H248V70H247V72H246L245 70H244L245 72H242V73H244L245 75H246V73H247V75H248L247 77H246L244 74L241 73V75H240L239 72H236V71H235L236 74H238V75H237V78H241L242 75H244V76L246 77V80H245V77L243 76L244 78H243V77H242V78H243L244 80H241V79H242V78H241L240 81H238V82H237L235 79H234V81H233V80L231 79V76H229V77H230V79H229L228 74H226L227 76H225V77H226V78L228 77V79H225V77H223V79L221 78V80H223V81H219L220 78H218V80L216 79V81H218V82H215V84H213L214 81H212V80H208V82H207V80H205V79H204V81L201 80L200 82H202V81L204 82V84L201 83V84L203 85L202 88H199L200 86H199V87H196V86H195V88H198V89H199V90L197 91L198 93L196 92V89L193 88V89H195V92H193V93H195V96H196V95L198 96V94L200 95V97H199V96H198V97H197V96H196V97L193 96V97H195V98H193V105L196 104V106L198 107V108H197V107H196V108L199 109V110L201 111V113L197 111L198 114L196 113L195 115H192V116H195V117H193V119H195L196 121H198V124H195V126L198 125V127H196V128L198 129V134L195 132V131L197 130V129L195 128V130H193V132H195L196 134H193V136L191 135L190 137L193 138V142H192V143L196 145V146L193 145V146H195L196 148H197V143H198V142L201 141V142L203 143V144H201V145H203V146H205V147L203 148L202 151H204L205 153L203 152L202 156L206 155V151H207V153H208V155H206V156L204 157V159H203L204 161H203V162H206V163L209 165L208 168H210V171H211V174H212L211 176H213V175L215 174L216 177H217L218 179H221V180H222V178L220 177V174H219V176H217L218 174H216V173H214V172H217V168H218V170L220 169V167H217V166L222 165V164H221V160H222V159H226V160H228V159L230 158V161H231V162H230V166H231L232 164H234V166H235L237 163L235 164V163H232V162H237V161H232V160H233L234 158L236 159L239 155H240V156L245 155V154H243V153H244L246 150H245V151H240V150H241V148H240V150H238V152H237V149L235 150L234 147H233V149H232V146H233L232 143H236L237 145H238V144H241V147H242V143H244V142L247 141L246 139H247L248 136H249L248 138L251 139L252 142H253V141H254V142H255V141H258L259 143H260L261 141L264 142V140H261V141H260V138L262 137V135H259V133H260V134L262 133L261 131H262V129H264V127L261 128L262 125H260V124L258 123V122H260V116H261V115L259 116V115L257 114V112H258L259 110H261V112H262V110H264V109H258L257 107H258L259 105H258V106L256 105V107H255V105L252 104V100H251V99H253V100L255 101L254 98L258 97V100H259V98H261L259 101L264 102V67L261 68V65L264 64V63H262L261 65H258ZM50 65H51V64H50ZM59 65H60V64H59ZM59 65H58V66H59ZM82 65H83V64H82ZM89 65H90V64H89ZM93 65H91V66H93ZM95 65H94V66H95ZM99 65H100V64H99ZM99 65H96V67L98 68ZM104 65H105V64H104ZM125 65H127V63H126ZM202 65H203V64H202ZM245 65H246V64H245ZM245 65H244V66H245ZM251 65H252V63H251L250 65H248V66H251ZM40 66H41V65H40ZM100 66H101V65H100ZM105 66H106V65H105ZM119 66H120V65H119ZM121 66H123V65H121ZM181 66H182V65H181ZM183 66H184V68H185V65H184V64H183ZM200 66H201V65H199V68H202V71H204L203 68L206 66V64H205L204 66H202V67H200ZM215 66L218 67L217 64H216V65H214V67L212 66V68H215V69H216ZM221 66H220V69L222 68ZM233 66H231V67H233ZM240 66H241V65H240ZM244 66H243V67H244ZM256 66H257V67L260 66V68L255 69V68H257ZM49 67H50V66H49ZM103 67H104V66H103ZM115 67H117V66H115ZM208 67H209V65L207 64V68H208ZM38 68H39V67H38ZM83 68H85V67L83 66ZM99 68H102V67H99ZM207 68H206V69H207ZM238 68H239V67H238ZM49 69H50V68H49ZM88 69L90 70L91 68H88ZM104 69L107 70V68H105V67H104ZM206 69H205V70H206ZM209 69H210V67H209ZM209 69H208V70H209ZM220 69H219V70H220ZM242 69H243V68H242ZM253 69H254V70H253ZM6 70H7V68H6ZM89 70H88V71H89ZM197 70H199V69H197ZM210 70H211V69H210ZM234 70H235V69H234ZM9 71H10V70H9ZM9 71H8V73L11 72V71H10V72H9ZM12 71H13V70H12ZM43 71H44V68H43ZM43 71H42V72H43ZM49 71H50V70H49ZM51 71H52V70H51ZM51 71H50V72H51ZM98 71H102V70H98ZM104 71H105V70H104ZM104 71H102L103 76H99L100 74H98V79H97V75H94V74H96V73H94V74L92 73L93 76H92L91 80H93V81H99V82H100V80H99L100 78H99V77H101V81H102V80L105 81L106 79H107V81H109V80H110V81H111V80L113 81V80L115 79L114 77L117 75V73L115 74V76H114V74H113V76L110 75L111 77H113L112 79H110V77H107V76H109V74H108V73H109V68H108V72H107V71L105 72V73H107V74H104ZM113 71H114V70H113ZM95 72H97V71H95ZM110 72H111V71H110ZM148 72H150V71H148ZM199 72H201V70H200ZM11 73H12V72H11ZM90 73H91V72H90ZM97 73H99V72H97ZM113 73H114V72H113ZM40 74H41V71H40ZM49 74L51 75V73H48V70H47V73H45V74L43 73V76H44V75L47 76V75H49ZM92 74H89V75L91 76ZM110 74H112V73H110ZM236 74H235V75H236ZM172 75H173V74H172ZM231 75H233V74H231ZM95 76H96V79H97V80H94V79H95ZM93 77H94V78H93ZM103 77H104L105 80L102 79ZM131 77H132V76H131ZM171 77H173V76H171ZM177 77H178V75H177ZM180 77H181V75H180ZM193 77H195V76H193ZM220 77H222V76H220ZM44 78H46V77H44ZM47 78H48V77H47ZM89 78H90V77H89ZM184 78H186V77H184ZM187 78H188V77H187ZM196 78H197V77H196ZM196 78L193 79V84H195V85H196V83H197V82L195 83ZM232 78H236V77L233 76ZM179 79L181 80L182 78H179ZM188 79H189V78H188ZM191 79H192V78H191ZM224 79H225V80H224ZM173 81H174V80H173ZM173 81H172V83H173ZM184 81H186V79H184ZM210 81H211L212 83H210ZM186 82H187V81H186ZM186 82H184V85H185ZM188 82H189V81H188ZM200 82H198V84H199ZM235 82H236V84H235ZM244 82H245L246 84H244ZM31 83H34V81H33V82H30L29 85H30ZM169 83H170V82H169ZM181 83H182V82H181ZM190 83L192 84V81H191V80H190ZM207 83H208V84H207ZM209 83H210V84H209ZM188 84H189V83H188ZM193 84H192V85H193ZM201 84H200V85H201ZM166 85H167V84H166ZM168 85H171V87L173 86L171 83L168 84ZM174 85H175V82H174ZM182 85H183V84H182ZM184 85H183V86H184ZM187 86H188V85H187ZM187 86L185 85L184 88H186ZM189 86H190V85H189ZM206 86H207V87H206ZM174 87H175V86H174ZM179 87H180V86H179ZM203 87L206 88V89L204 88V90H206V91L203 90ZM167 88H169V87H167ZM181 88H182V87H181ZM188 88H189V87H188ZM188 88H187V90H188ZM169 89H171V88H169ZM178 89H180V88H178ZM190 89H191V87H190ZM193 89H191V90H193ZM201 89H202V90H201ZM181 90H182V89H181ZM185 90H186V89H185ZM166 91H167V90H166ZM169 91H170V90H169ZM200 91H201L203 94L206 93V92L209 93V94H211V93H213V92L215 93V96H216V97H214V98H213V96L209 95V96L212 97V99H211V97H209V96H203V98H204V97H207L206 100H207V99L210 100V101H204V100H202V101L205 102V105H206V102H208V105H207L208 107L204 106L203 104H201V105H203V106H201L200 103L198 104L199 101H196V99L199 100L200 98H202V97H201V96H202V95H201L202 93H201ZM203 91H204V92H203ZM180 92H181V91H180ZM184 92H185V93H188L187 91H184ZM199 92H200L201 94H200ZM160 93H161V92H160ZM178 93H179V92H178ZM161 94H162V93H161ZM163 94H165V93H163ZM166 94H167V93H166ZM174 94H175V93H174ZM179 94H180V93H179ZM180 95H181V94H180ZM161 96H162V95H161ZM175 96H177V95H175ZM178 96H179V95H178ZM178 96H177V97H178ZM188 96H190V95H188ZM173 97H174V96H173ZM251 97H252V98H251ZM48 98H49V97H48ZM174 98H175V97H174ZM180 98H181V97H180ZM250 98H251V99H250ZM182 99H183L182 101H185V100H184V97H182ZM174 100H175V99H174ZM179 100H181V99H179ZM200 100H201V99H200ZM160 101H161V100H160ZM160 101H159V102H160ZM186 101H188V100L186 99ZM195 101H196V103H195ZM254 101H253V102H254ZM259 101H257V102L255 101V103H258ZM170 102H171V101H170ZM200 102H201V101H200ZM156 103H157V101H156ZM161 103H165V102H162V101H161ZM171 103H172V102H171ZM180 103H181V102H180ZM248 103H249V104H252V105H251V108H252L253 106L255 107L254 109L257 108V112H255V110L253 109V111L255 112L256 115H255L254 113H253L254 115L252 114L253 111H250L251 108H249L250 105H249ZM255 103H254V104H255ZM152 104H153V101H152ZM159 104H160V103H159ZM166 104H167V101H166ZM172 104H173V103H172ZM172 104H171V105H172ZM174 104H175V103H174ZM181 104H182V103H181ZM150 105H151V104H150ZM163 105H165V104H163ZM176 105H177V104H176ZM2 106H3V104H2ZM153 106H154V105H153ZM153 106H152V107H153ZM158 106H159V105H158ZM165 106H167V105H165ZM165 106H164V107H165ZM174 106H175V105H174ZM199 106H200V108L202 107V109H200ZM150 107H151V106H150ZM161 107H162V105H161ZM176 107H178V106H176ZM176 107H175V109H174V108H173V109L176 110V109H177ZM204 107H205V108H204ZM214 107L216 108V111H215V112L213 111V110H214ZM166 108H167V107H166ZM208 108H209V109H210V108L212 109L211 112H209L210 114H208V115H206L205 117H203L204 114H207L206 109L209 110ZM259 108H262V107H259ZM4 109H5V108H4ZM148 109H149V108H148ZM148 109H147V110H148ZM217 109H218V110H217ZM2 110H3V109H2ZM161 110H162V109H161ZM177 110H178V114H179V113H180V112H179V109H177ZM180 110H181V109H180ZM183 110H184V109H183ZM193 110H195V109H193ZM9 111H10V109H9ZM154 111H155V109H154ZM162 111L164 112V110H162ZM202 111H203V113H202ZM212 111H213V112H212ZM3 112H4V111H3ZM3 112H2V113H3ZM150 112H151V110H150ZM205 112H206V113H205ZM146 113H147V111H146L144 114H146ZM152 113H153V111H152ZM152 113H151V114H152ZM172 113H173V112H172ZM259 113H260V112H259ZM173 114H174V113H173ZM178 114H177V115H178ZM199 114H200V115H199ZM148 115H149V114H148ZM154 115H155V114H154ZM161 115H163V114H161ZM164 115H165V114H164ZM197 115H198V118H199V119L197 118ZM202 115H203V116H202ZM158 116H159L158 119H160V115H157V117H158ZM199 116H200V117H199ZM201 116H202V117H201ZM253 116H254V117H253ZM258 116H259V117H258ZM151 117H152V115H151ZM154 117H156V116H154ZM157 117L154 118V119H156V120L158 121ZM161 117H162V116H161ZM171 117H172V116H171ZM171 117H170V118H171ZM173 118L175 119L174 116H173ZM180 118H181V117H180ZM261 118H262V116H261ZM181 119H182V118H181ZM161 120H162V119H161ZM163 120H166V119L163 118ZM175 120H176V119H175ZM177 120H178V118H177ZM177 120H176V121H177ZM183 120H184V119H183ZM180 121L182 122V120H180ZM173 122H174V121H173ZM183 122H184V121H183ZM186 122H187V121H186ZM174 123H176V122H174ZM177 123H178V122H177ZM257 124L260 125V128H258V129H257ZM125 125H126V123H125ZM176 125H179V124H176ZM182 125L184 126V124H182ZM182 125H181V126H182ZM187 125H189V124H187ZM191 125H193V124H191ZM126 126H127V125H126ZM163 126H164V125H163ZM165 126H166V125H165ZM179 126H180V125H179ZM183 126H182V128H183ZM128 127H129V126H127V128H128ZM172 127H173V126H172ZM186 127H187V126H186ZM258 127H259V126H258ZM190 128H191V127H190ZM129 129H130V128H129ZM260 130H261V131H260ZM165 131H166V130H165ZM258 131H259V132H258ZM174 132H175V131H174ZM182 132H183V131H182ZM193 132H192V133H193ZM179 133H180V132H179ZM255 133H256V134H255ZM166 134H167V133H166ZM254 134L256 135V138H257V136H258V139H256V138L254 137V136H255ZM257 134H258V135H257ZM176 135H177V134H176ZM247 135H248V136H247ZM121 137H122V136H121ZM178 137H179V135H178ZM243 137H244V138H243ZM253 137H254V139H253ZM259 137H260V138H259ZM125 138H126V134H125ZM127 138H128V137H127ZM170 138H171V137H170ZM175 138H176V137H175ZM181 138H182V137H181ZM245 138H246V139H245ZM119 139H120V137H119ZM128 139H129V138H128ZM167 139H168V138H167ZM221 139H225V140H227V141H225L226 146H228V147H226V149L221 148V147L224 146V145L220 144V140H221ZM255 139H256V140H255ZM262 139H264V138H262ZM169 140H170V139H169ZM172 140H173V139H172ZM199 140H200V141H199ZM217 140H219V143L216 142ZM243 140H244V142H243ZM245 140H246V141H245ZM125 141H127V140L124 139L123 142H125ZM162 141H163V140H162ZM222 141H223V140H222ZM222 141H221V143H222ZM251 141H249V142L251 143ZM120 142H122L121 139H120ZM164 142H165V141H164ZM187 142H189V141L187 140ZM201 142H200V143H201ZM227 142H228V143H227ZM249 142H247V144H249ZM262 142H261V143H262ZM189 143H190V142H189ZM192 143H191V144H192ZM200 143H198V144H200ZM217 143H218V144H217ZM255 143H256V142H255ZM259 143H256V144H259ZM154 144H155V143H154ZM159 144H160V143H159ZM165 144H166V143H165ZM185 144H186V143H185ZM204 144H205V145H204ZM231 144H232V146H231ZM206 145H207V147H206ZM218 145H221L220 148H219ZM253 145H254V144H252V145H250V146H253ZM261 145H262V144H259V146H261ZM153 146H154V145H153ZM158 146H159V145H157V147H158ZM175 146H176V145H175ZM230 146H231V147H230ZM255 146H256V145H255ZM255 146H254V147H255ZM143 147H145V144H144V146H142V147L140 146V148H143ZM173 147H174V146H173ZM200 147H201V146H199V149H197L198 151L201 149ZM254 147H253V148H254ZM262 147H264V145H262L261 147H258V149H260V148H262ZM65 148H66V146H65ZM196 148H193V149L195 150V151H193V152H196ZM224 148H225V146H224ZM251 148H252V147H251ZM143 149H144V148H143ZM146 149H147V148H146ZM166 149H167V148H166ZM206 149H207V150H206ZM248 149H249V147H248ZM140 150H141V149H140ZM152 150H153V148H152ZM156 150H157V148H156ZM168 150H170V149L168 148ZM175 150H177V148H176ZM242 150H243V149H242ZM249 150H250V149H249ZM147 151H148V149H147ZM150 151H151V150H150ZM166 151H167V150H166ZM171 151H172V150H171ZM252 151H253V149H252L250 152H252ZM255 151H257V150L255 149ZM262 151H264V150H262ZM152 152H153V151H152ZM155 152H156V151H155ZM155 152H154V153H155ZM163 152H164V150H163ZM169 152H170V151H169ZM169 152H168V153H169ZM177 152H178V151H177ZM177 152L174 151V155H175V153H177ZM257 152H259V151H257ZM257 152H256V153H257ZM68 153H69V152H68ZM138 153H139V152H138ZM148 153H149V152H148ZM154 153L151 154V155H155ZM168 153H167V154H168ZM200 153H202V152H200ZM238 153H239V154H238ZM245 153H247V151H246ZM252 153H253V152H252ZM256 153H255V154H256ZM97 154H99V153H97ZM167 154H166V155H167ZM169 154H170V155H173V154H171V153H169ZM178 154H179V153H178ZM197 154H198V153H197ZM220 154H221L222 156H220ZM234 154H235V155H234ZM255 154H254V155H255ZM262 154H264V152H262ZM94 155H96V152H95ZM94 155H93V156H94ZM126 155H127V154H126ZM144 155H147V154H144ZM158 155L160 156V152H159ZM161 155H162V154H161ZM166 155H164V157H165ZM195 155H196V153H195ZM210 155H212V156H210ZM217 155H219L220 158H221V160H220V165L217 163V161H216V159H215V158L218 157ZM223 155L225 156V158H223ZM258 155H260V154H258ZM70 156H72V155H70ZM99 156H100V154H99ZM129 156H130V155H129ZM132 156H133V154H132ZM148 156H150V154H149ZM155 156H157V155H155ZM176 156H178V155H176ZM200 156H201V155H200ZM208 156H210L211 158L215 156L214 159H215V162H216V163L214 162V164H215V165L217 164L216 166H214V164H213V165H212V164L210 165V164L207 162V161H210V159L208 160V159L206 158V157H208ZM216 156H217V157H216ZM260 156H261V155H260ZM260 156H259L258 159L261 160L262 158H264V157L260 158ZM170 157H171V156H170ZM250 157H252V156H250ZM129 158H130V159H129ZM129 158H127V159L131 161V158H132V157H129ZM152 158H153V157H152ZM166 158L168 159V156L165 157V159H166ZM202 158H203V157H201L200 159H202ZM220 158H219V159H220ZM248 158H249V157H248ZM132 159L135 160V158H132ZM138 159H140V158H138ZM138 159H137V161H138ZM145 159H146V158H145ZM158 159H159V158H158ZM160 159H161V161H162L163 158H160ZM160 159H159V160H160ZM231 159H232V160H231ZM250 159H251V158H250ZM250 159H249V160H250ZM108 160H109V159H108ZM128 160H127V162H128ZM142 160H143V159H142ZM152 160H154V159H152ZM156 160H157V159H156ZM195 160H196V159H195ZM195 160H193V161H195ZM217 160H218V159H217ZM226 160H225V162H226ZM256 160H257V159H256ZM256 160H255V163H256ZM137 161H136V163H139V162H140V161H139V162H137ZM148 161H149V160H148ZM148 161H147V162H148ZM150 161H151V160H150ZM200 161H201V160H200ZM257 161H258V160H257ZM261 161H262V160H261ZM109 162H110V161H109ZM132 162H135V161H132ZM155 162H156V161H155ZM162 162H163V161H162ZM166 162H167V161L164 160V163H161V165H166V164L169 165V164H170L169 162H168V163H166ZM195 162H196V161H195ZM201 162H202V161H201ZM210 162H212V160H211ZM222 162H224V161H222ZM225 162H224V163H225ZM238 162H239V161H238ZM258 162H259V161H258ZM142 163H143V162H142ZM142 163H141V164H142ZM165 163H166V164H165ZM206 163H204V164H206ZM212 163H213V162H212ZM228 163H229V162H228ZM110 164H111V163H110ZM141 164H137V166H138V165H141ZM200 164H201V163H200ZM200 164H198V165L200 166ZM204 164H202V165H203V166H202V167H203L202 169L207 170V165H205V166H206V168H205ZM225 164H226V163H225ZM241 164H242V162H241ZM241 164H238V166L241 165ZM244 164H246V166H247V163H244ZM259 164L262 165V162H261V163L259 162ZM55 165H56V164H55ZM142 165H143V164H142ZM142 165H141V166H142ZM148 165H149V163L147 164V167H148ZM193 165L198 166L197 163H193ZM248 165H249V163H248ZM255 165H256V164H255ZM257 165H258V163H257ZM257 165H256V166H257ZM57 166H58V165H57ZM105 166H106V164H105ZM137 166H136V168H137ZM143 166H146V165H143ZM150 166H151V168H152L151 170H153V167H154L155 165H152V164H151ZM152 166H153V167H152ZM157 166H158V165H157ZM169 166H170V165H169ZM175 166H176V165H175ZM196 166L193 167V170H196V169H197ZM199 166H198V167H199ZM210 166H211V167H210ZM230 166H229V165L226 166L227 171L229 170L228 168H230V170H229V174H230V172H232L233 175L236 176L235 172L237 173V172H239L240 170L238 171V170L235 169V170H236V171H235L234 168L232 169ZM232 166H233V165H232ZM234 166H233V167H234ZM251 166H252V163H251ZM256 166H255V167H256ZM53 167H54V166H53ZM60 167H62V166L60 165ZM60 167H59V170H60ZM164 167H166V166H163V169H167V168H164ZM180 167H181V166H180ZM255 167H254V165H253V168L250 167V168L252 169V176H253V173H255L254 175H259L260 177H261L262 175H264V172H262V171H261L259 174H256V171L253 170V169H255ZM54 168H55V167H54ZM103 168H105V167H103ZM154 168H155V167H154ZM159 168H160V167H159ZM159 168H158V169H159ZM200 168H201V167H200ZM200 168H198V170H199ZM215 168H216V169H215ZM235 168H236V167H235ZM243 168H244V167H241V169H243ZM248 168H249V167H248ZM248 168H247L246 170L249 171L250 168H249V169H248ZM61 169H62V168H61ZM110 169H111V168H110ZM110 169H109V170H110ZM139 169H140V167H139ZM146 169H147V168H146ZM146 169H145V170H146ZM168 169L170 170L169 167H168ZM179 169H180V168H179ZM238 169H239V168H238ZM57 170H58V168H57ZM118 170H119V172H120V169H118ZM134 170H135V169H134ZM145 170H144V168H143V171H141V177H140V178H142V177L144 176V174H145V176H146L147 173H146ZM151 170H150V171H151ZM175 170H176V169H175ZM180 170L182 171V169H180ZM200 170H201V169H200ZM213 170H214V171H213ZM222 170H223V169H222ZM232 170H233V171H232ZM244 170H245V169H244ZM110 171H111V170H110ZM113 171H114V170H113ZM147 171H149V170H147ZM155 171H156V170H155ZM172 171H174V170L172 169ZM176 171H177V170H176ZM196 171H197V170H196ZM212 171H213V173H212ZM242 171H243V170H242ZM248 171H246V172H248ZM111 172H112V171H111ZM133 172H134V171H133ZM143 172H144V174H143ZM151 172H152V174L154 173L153 171H151ZM198 172H199V171H198ZM112 173H113V172H112ZM115 173H116V172H115ZM120 173H121L120 176H122V174H123L122 177H124V175H125L124 173H125V172L123 173L122 170H121ZM136 173H138V171H136ZM167 173L169 174V172H167ZM170 173H172V172H170ZM196 173H197V172H196ZM196 173H193V174H195L196 177H197V175H198V176L201 175V176L206 177V176H205L206 172H205V174H204L203 171H202V173H203L204 175H203V174H200V173L196 175ZM227 173H228V172H226V174H224V176H226L227 179H229V177H228L229 174H227ZM240 173H241V171H240ZM240 173H239V175H241L240 177H241V178H245V177H243L242 174H240ZM249 173H251V171H249ZM261 173H262V175H261ZM127 174H128V173H127ZM134 174H135V173H134ZM134 174H133V175H134ZM155 174H156V173H155ZM155 174H154V175H155ZM157 174H158V173H157ZM183 174H184V173H183ZM130 175H131V173H130ZM136 175H138V174H136ZM139 175H140V174H139ZM139 175H138V176H139ZM142 175H143V176H142ZM147 175H148V179H149V177L151 176V175H150V172H149ZM149 175H150V176H149ZM163 175H164V174H163ZM184 175H185V174H184ZM186 175H187V174H186ZM215 175H214V177H215ZM221 175H222V174H221ZM231 175H232V174H230V176H231ZM237 175H238V174H237ZM126 176H127V175H126ZM126 176H125V177H126ZM131 176H132V175H131ZM145 176H144V178H145ZM201 176L198 177V178H195V179H197L198 181L200 180V182L196 183V184L199 185V186H197V185H195V184L192 183L193 185L191 184V186H189V188L192 187V186H195V188H198V187L200 188V184H199V183H202L204 180H206V178H204V180L202 181L201 179H203V178H202ZM211 176H210V177H211ZM224 176H223V177H224ZM235 176H234V177H235ZM247 176H249V175H247ZM247 176H246V178H247ZM122 177H121V178H122ZM125 177H124L123 179H125ZM127 177H128V176H127ZM166 177H167V176H166ZM216 177H215V178H216ZM219 177H220V178H219ZM226 177H225V179H226ZM231 177H232V176H231ZM231 177H230L229 181H226V182H229V185H230V183H231L230 180H231V181L233 180V181H232V182H233V183H232V186H233V187H232V186H229V188H228V187L226 188V186H227L228 184H227L226 182H224L225 185H226V184H227V185H226V186H223L224 183L222 184V183H221V180L219 181V184H220V185H217L218 180L216 179V180H217V182H216V180L213 179L212 177L210 178L212 181H211L210 179L208 180V182L210 181V182H209L210 184H211V182H212V184H211L212 186H211L210 184H209V185L207 184V185H206L207 187H206V186L204 185V183H206V181H204V182L201 184V186L204 185L205 188H208L209 186H211L210 189L208 188V189L210 190V192H209V190H208V192H207L208 194H209V193H210V194H213V196H211V197H214L215 195H216L215 197L220 196V195H217V193L212 192V191L215 190V189H213V190L211 191V189L213 188L214 185L220 187V189H219V187L217 188V189H219L218 192L222 189V187H224V189H223L224 191H225L226 189H227L226 192L229 190V191L227 192L228 195L226 194L225 197H228L229 195L231 196L232 193H233V196L231 197V198L233 199L234 196H238L237 194H234V193L237 192L238 190L235 191V192H232V191H234V190L237 189V188H236L237 186L239 187L238 189H239L240 191L243 190V189H247V188H244V187L242 186V183H241V182L246 183V182L244 181V179L240 180L241 182L235 181V182L240 183V186L243 187V189H241L240 186L238 185V183H235V182H234V180H237V177H236L235 179H233V178H231ZM255 177H257V176H255ZM114 178H115V177H114ZM116 178H117V177H116ZM128 178H129V177H128ZM128 178H127V179H128ZM150 178H151V177H150ZM154 178H155V179L157 178V180H160V177H159V179H158V177H154ZM170 178H171V177H170ZM199 178H201V179H199ZM251 178H252V177H251ZM261 178H262L261 182L264 181V177H261ZM138 179H139V178H138ZM142 179H143V178H142ZM163 179H164V178H163ZM171 179H172V178H171ZM173 179H174V178H173ZM195 179H193V180H195ZM248 179H249V178H248ZM253 179H254V177H253ZM253 179H252V180H253ZM146 180H147V177H146ZM197 180H195V181H197ZM213 180H214V181H213ZM238 180H239V179H238ZM245 180H247V179H245ZM118 181H119V180H118ZM128 181H129V180H128ZM143 181H144V179H143L141 182H143ZM148 181H149V182H146V183H149V185H150V180H148ZM168 181H169V180H168ZM201 181H202V182H201ZM247 181H249V180H247ZM51 182H52V181H51ZM131 182H132V181H131ZM144 182H145V181H144ZM151 182H152V180H151ZM215 182H216V183H215ZM222 182H223V180H222ZM118 183H120V182H118ZM161 183H162V182H161ZM213 183H215V184H213ZM234 183H235V184H234ZM54 184H55V183H54ZM124 184H125V183H124ZM124 184H123V185H124ZM151 184H152V183H151ZM172 184H173V183H172ZM175 184H176V183H175ZM221 184H222V185H221ZM246 184H247V183H246ZM51 185H52V183H51ZM126 185H127V184H126ZM147 185H148V184H145L144 186L148 187ZM153 185H154V184H153ZM155 185H157V184H155ZM235 185H236V186H235ZM243 185H244V184H243ZM252 185H255V182H254V184H252ZM24 186H25V185H24ZM52 186H54V185H52ZM140 186H141V185H140ZM157 186H158V185H157ZM164 186H165V185H164ZM173 186H174V185H173ZM173 186H172V187H173ZM248 186H249V185H248ZM116 187H119V186L116 185ZM116 187H115V188H116ZM124 187H125V185H124ZM124 187H123V188H124ZM149 187H150V186H149ZM155 187H156V186H155ZM234 187H235L236 189H235ZM245 187H246V185H245ZM26 188H27V187H26ZM135 188H138V187H135ZM160 188H161V186H160ZM202 188H203V187H202ZM205 188H203V190L206 191L207 189H205ZM230 188H231V190H232V188H233V190L231 191ZM248 188H249V187H248ZM126 189H127V188H126ZM153 189H154V188H153ZM190 189H191V188H190ZM192 189H193V188H192ZM250 189H251V188H250ZM252 189H253V188H252ZM252 189H251V192L253 191ZM257 189H258V190H261V189H259L258 187H257ZM127 190H128V189H127ZM223 190H222L221 193H224ZM248 190H249V189H248ZM255 190H256V188H255ZM23 191H24V190H23ZM37 191H38V190H37ZM39 191H42V190H39ZM118 191H119V190H118ZM121 191H122V190H120V192H121ZM128 191H129V190H128ZM128 191H127V192H128ZM185 191H186V192H187V191L189 192L188 189L185 190ZM196 191H198V190H196ZM196 191H195V192H196ZM230 191H231V192H230ZM123 192H124V191H123ZM127 192H126V193H127ZM129 192H130V191H129ZM182 192H183V190H182ZM190 192H191V191H190ZM190 192H189V193H190ZM238 192H239V191H238ZM241 192H242V191H241ZM244 192H245V191L243 190V193H244ZM246 192H247V190H246ZM28 193H30V192L28 191ZM34 193H36V192L34 191ZM171 193H172V192H171ZM183 193H184V192H183ZM191 193L193 194V192H191ZM207 193H206V194H207ZM261 193H262V192H261ZM38 194H39V193H38ZM120 194H121V193H120ZM129 194H130V193H129ZM136 194H137V193H136ZM136 194H135V195H136ZM172 194H173V193H172ZM172 194H171V195H172ZM203 194H204V193L202 192L201 195H203ZM250 194H252V193H250ZM34 195H35V194H34ZM34 195H33V196H34ZM36 195H37V194H36ZM126 195H127V194H126ZM126 195H125V196H126ZM130 195H131V194H130ZM135 195H134L133 197H135ZM198 195H199V197L202 198L203 200H204V198H206V196H204L205 194H204L202 197H201L200 194H198ZM198 195L196 194V195H195L196 197L193 196V198H198V199H195V200H197L198 204H200V200H201V199L198 197ZM253 195H254V194H253ZM253 195H252V196H253ZM33 196H32V198H33ZM121 196H122V194H121ZM125 196H124V197H125ZM167 196H168V195H167ZM173 196H174V195H173ZM177 196L181 197V193H180V195L177 194ZM230 196H229V198H230ZM241 196H242V197H241L240 200H243L244 197H243V195H241ZM247 196H249V195H248V192H247ZM252 196H249V197H252ZM259 196H260V195H259ZM122 197H123V196H122ZM203 197H204V198H203ZM207 197H209V196H207ZM221 197H224V196H221ZM225 197L222 198V199H224V200H223L224 202L222 201V203L226 206L225 203L228 204V202H229V204H231L232 206L234 205L235 208H234V207H231V208H230L231 205L228 204V207H225L224 209H222L223 212L226 211L225 209H228V210H229V208H230V210H231L232 208H234V210H233V209H232V210L235 211V210H237L236 207H237L238 210H239L240 206H236L237 204H238V205H241V204H240L241 202H239V203L237 202V201L239 200V198H238L239 196H238V197H235L236 199L238 198V200L236 201L237 204H236L235 200L232 201V203L235 202V204H234V203L232 204L231 201H229V200H231V199H229V198H226V199H225ZM249 197L246 198V196H245V198L248 199V201L250 202V200H249L250 198H249ZM255 197H256V196L254 195V198H255ZM127 198H129V195H128ZM193 198H192V199H193ZM209 198H210V197H209ZM235 198H234V199H235ZM254 198L252 197L253 200H254ZM256 198H257V197H256ZM34 199H35V198H34ZM34 199H33V202L30 201L31 204L29 203L31 206H32V203L38 205V203H35ZM130 199H132V198H130ZM130 199H129V200H130ZM192 199H190V200L192 201ZM207 199H208V198H207ZM213 199H215V198L209 199V200H212V201H210V202H207V201L205 200V202H207V204H205V205L202 204V202H201V206H203V207H204V206H205V207H207V206L212 207V205L214 206L215 203H217V204L219 203V202H217V201H219V200H216L217 198L215 199L216 201H215V200L213 201ZM218 199H220V198H218ZM227 199H228V200H227ZM181 200H182V199H181ZM181 200L179 199L180 202H183V201H184L183 204H186V202H185L184 199H183L182 201H181ZM198 200H199V201H198ZM225 200H226L227 202H226ZM261 200H262V199H261ZM261 200H260V201H261ZM125 201H126V200H125ZM162 201H163V200H162ZM162 201H161V202H162ZM170 201H171V198H170ZM186 201H187V200H186ZM254 201H257V200H254ZM129 202H130V201H129ZM129 202H127V203H129ZM163 202H165V201H163ZM166 202H167V201H166ZM189 202H190V201H189ZM193 202L196 203V201H193ZM220 202H221V201H220ZM252 202H253V201H251L250 203H252ZM261 202H262V201H261ZM27 203H28V202H27ZM169 203H170V202H169ZM172 203H173V202H172ZM212 203H213V204H212ZM253 203H255V202H253ZM130 204H131V203H130ZM164 204H165V203H164ZM166 204H168V203H166ZM166 204H165V205H166ZM196 204H197V203H196ZM198 204H197V205H198ZM209 204H210V205H209ZM211 204H212V205H211ZM217 204H215V205H217ZM243 204H244V202H242V205H243ZM30 205H29V206H30ZM174 205H175V204H174ZM176 205H177V204H176ZM197 205H196V206H197ZM206 205H207V206H206ZM262 205H264V203H262L261 206H262ZM168 206H169V205H168ZM171 206H172V205H171ZM181 206H182V204H181ZM193 206H195V205H193ZM193 206H190V207L188 206V207L191 209ZM201 206H200V207L198 206L199 209L201 208V210H197V208L195 207V209H196L197 211H199L198 214H200L201 212H204V211H205V210L202 209ZM217 206H219V204H218ZM220 206H221V205H220ZM244 206H245V207H244ZM244 206H243V208H240V209L244 210V209L247 208L246 205H244ZM165 207H166V206H165ZM186 207H187V206H186ZM186 207H185V206L182 207V210H184L183 208H186ZM188 207H187V208H188ZM223 207H224V206H223ZM223 207L221 206V208H223ZM257 207H258V205H257ZM257 207L252 209V206H251V211L248 210L249 214L253 212L252 210H255V209L258 210ZM180 208H181V207H180ZM207 208H208V207H207ZM213 208H214V207H213ZM215 208H216V206H215ZM248 208L250 209V206H249ZM248 208H247V209H248ZM126 209H127V208H126ZM190 209H187V210H190ZM192 209H193V208H192ZM195 209H193L192 211H193V213H196V214H197V212H195V211H196ZM205 209H206V208H205ZM261 209H264V206H262ZM123 210H124V207H123ZM182 210H180V211H182ZM202 210H203V211H202ZM207 210H208L209 212H207V213H201L202 215L204 214V215H203V216H204L203 218H202V215H198V214H197V218H202V220H204V221H206V220H205L206 218H207V220H208V218H209V221L205 222L207 225L204 223V221H203V223H202L201 220H199V222H200L201 225L203 226V227L201 228V230L203 231V233L206 231V233H204V234H200V235L202 236V238H201V236L199 237L198 234L196 235V238H198V239H193V238H192L193 241H195V242H192V243H195V244L198 243V244H199V246H198V245H195V244H193V246H197V247H199L200 250L198 251V248H197L196 251L191 249L192 252H195V253H193V254H197V252H198L197 256H198V255H199L200 257L202 256V257H204V259L206 258L207 261L204 260L203 258H202V260H203V261H202L200 257H199V259H200L201 261H198V260L196 259V258H198V257H196V255L193 256V259H195V260H193V261H195V262H197V263H198V262H202V263H203L204 261L210 263V262L212 261L211 263H212V264H215V263H214V260H215L214 257H215V258H216V261H215V262H216L217 264H219V261L222 262V263H220V264H224V263H226L225 260H224V256H220V255H222V254L224 255V253L222 252V251L224 250L225 255L229 256V253H231V252H228V250H229L228 248H227L228 250L226 249V247H227V242L230 243L233 239H231V241H229L230 238H227V239H226V244H225L226 247H225V248H222V247H221V246L224 247V245H221V246H220L222 249H220L221 252H219V250H218V252H219V253H222V254L219 255V258H217V256H218L217 253H216L217 256H216L215 254H213V255H210V254H209L211 257H210L209 255H208V256H209L208 258L205 257L206 254H207L206 251L209 250V249H210V251H212V247H213L214 244L216 245V247H215V245H214V247H213V251H214V252H216V250H217V249H216V250H214V249L217 248V247L220 245V244L218 245V243H211V242H213V241L215 240V239L213 238V237H214L213 234L216 232V231H215V232H213V234H212V232H211V230H213L212 225H211V228H212V229H211V230H210V229L208 230V228L210 227V225L208 224V223L211 221L210 218H211V217H213V218L216 217V215H217L216 213H218V212H216V211L219 210V209H215V210H216V211H215L216 213L213 212V209H211L212 212L210 211V209H207ZM207 210H206V211H207ZM126 211H127V210H126ZM174 211H175V210H174ZM192 211H191V214H192ZM220 211H221V210H220ZM222 211H221V213H219V214H220L219 217H223V216H224V217H225V221H224V218H222V219H223V221H222V219L219 218L218 215H217L216 218H214V220H216V222L219 221V222H218L219 224L217 223V224H218V225L216 224L217 227H214L215 225H213V227L216 228V229H219V230H220L219 227L221 226V224H223V222H224V224H227L226 221H227L229 224H230L231 222H232L231 224H233V221H231V219H230V221H229V219H228V218H229V217H228V214H229V213L226 214V213L224 212L225 215H221V214H224ZM233 211H231V212H233ZM239 211L241 212V210H239ZM246 211H247V210H245V214H244V211H243V214H244L245 216H244L242 213H240V214L243 215V216L246 218V220H247V224H248L249 222L252 223V222L249 221V220H252V221L254 220V221H255V220H256L255 217H256V218H260V214H261V215H264V214H262V213L260 212L259 217H258V215H257V216H255V215L250 216V215H252V214H254V213H257V212L255 211V212H253L252 214L249 215ZM226 212H228V211H226ZM172 213H173V212H172ZM180 213H181V212H180ZM180 213H178V215H179ZM187 213L189 214L188 211H187ZM209 213H210V215H209L210 217H208V214H209ZM213 213H214V214H213ZM233 213H234V212H233ZM246 213H247V214H246ZM170 214H171V213H170ZM173 214H177V213L175 212V213H173ZM182 214L184 215L183 212H182ZM206 214H207V215H206ZM235 214H239V212H237V213H235ZM235 214H234V215H235ZM257 214H258V213H257ZM178 215H177L175 218H177V217L180 216V215H179V216H178ZM189 215H190V214H189ZM189 215H188V216H189ZM205 215H206L207 217H205ZM212 215H215V216H212ZM247 215L250 216V219H249V220H248L249 217H248ZM171 216H172V215H171ZM173 216H174V215H173ZM184 216H185L186 218L189 219L188 216H186V215H184ZM184 216H183V217H184ZM192 216H193V215H191V217H192ZM198 216H201V217H198ZM226 216H227L228 218H226ZM230 216L233 217L232 215H230ZM235 216H236V215H235ZM246 216H247V217H246ZM254 216H255V217H254ZM127 217H128V216H127ZM181 217H182V215H181ZM241 217H242V216H241ZM251 217H252V219H251ZM253 217H254V219H253ZM125 218H126V216H125ZM175 218H174V219H175ZM193 218H195V217H193ZM213 218H211V219L213 220ZM217 218H218L219 220H218ZM235 218H237V217H235ZM235 218H234V220H236ZM126 219H128V218H126ZM172 219H173V217H172ZM184 219H185V218H184ZM220 219H221V220H220ZM226 219H227V220H226ZM239 219H240V217H239ZM182 220H183V219H181V221H182ZM185 220H186V223H189V222H187V219H185ZM214 220H213V222H214ZM217 220H218V221H217ZM244 220H245V219H244ZM246 220H245L244 222H243V220H241V221H242L243 224H246V223H245ZM178 221H179V220H178ZM183 221H184V220H183ZM183 221H182V222H183ZM248 221H249V222H248ZM174 222H177V220L175 219ZM174 222L172 223V221H171L172 224H174ZM196 222H197V221H196ZM213 222H210V223H213ZM216 222H214L213 224H215ZM221 222H222V223H221ZM239 222H240V220H239ZM169 223H170V221H169ZM179 223H180V222H179ZM220 223H221V224H220ZM250 223H249V224H250ZM167 224H168V223H167ZM177 224H178V223H177ZM184 224H185V223H184ZM192 224H193V222H192ZM196 224H198V223H196ZM231 224H230V227L233 226V225H231ZM247 224H246V225H247ZM249 224H248L249 228H250V225H252L251 229L257 227V226H256V227H253V226L256 225V222H255V223L253 222V223L250 224V225H249ZM254 224H255V225H254ZM175 225H176V224H175ZM178 225H179V224H178ZM178 225H177V227H178ZM180 225H181V223H180ZM189 225H190V223H189ZM189 225H188V226H189ZM198 225H199V226H198ZM198 225H195L197 228H195V226H192L193 228H195V229H193V230L198 229L197 231H199V228H198V227H200L201 225H200V224H198ZM205 225H206V226H205ZM219 225H220V226H219ZM234 225L236 226L235 223H234ZM241 225H242V224H241ZM241 225H238V224H237V226H239V228H237L238 231H235L234 235L237 234L238 232H239L238 234H240V232L243 233V231H245L244 233H246V231L248 230V227L246 228V230H243V229H240V226H241ZM261 225L264 226V224H261ZM54 226H55V225H54ZM57 226H58V225H57ZM170 226H171V224H170ZM172 226H173V225H172ZM182 226H183V225H182ZM184 226H185V225H184ZM208 226H209V227H208ZM224 226H225V225H224ZM224 226H223V225L221 226L222 229L224 228V230H225L226 227H227V228L230 230L228 224H227L225 227H224ZM237 226H236V227H237ZM242 226H243V225H242ZM259 227H260V226H259ZM182 228H183V227H182ZM184 228H185V227H184ZM204 228H206V229L203 230ZM187 229H190V228H187ZM228 229L225 230V231L220 230V232H222V233L224 234V235L222 234L223 236H225L226 233H227V234H228V233H229V234H232V233L234 232V231H233V230H234V227H231V229H232V230H230L231 233L228 231ZM239 230H240V231H239ZM242 230H243V231H242ZM185 231H186V229H185ZM197 231H196V232H197ZM207 231H208V233H207ZM209 231H210L211 233H209ZM257 231H258V230H257ZM262 231H264V230H262ZM52 232H53V231H52ZM56 232H58V231H56ZM174 232H175V231H174ZM196 232H193V234H196ZM252 232H253V231H252ZM252 232H251V233H252ZM53 233H54V232H53ZM186 233H187V232H186ZM216 233H217V232H216ZM216 233H215V237H216ZM248 233H250V230L248 231ZM258 233H259V231H258ZM262 233H264V232H262ZM187 234H188V233H187ZM193 234H192V237H195V235H193ZM227 234H226V235H227ZM229 234H228V235H229ZM260 234H261V233H260ZM207 235H212V236H213V237H212L213 240H212V239H211L212 241H211V240H210V241L206 240V242L208 241L207 244H206L205 241H204V239L208 237ZM234 235H233V237H234ZM242 235H245V234H242ZM246 235H247V234H246ZM246 235H245V236H246ZM262 235H264V234H262ZM183 236H185V235H183ZM203 236H204V238H203ZM223 236H222V237H223ZM231 236H232V235H231ZM245 236H243V238H245ZM55 237H58V236L56 235ZM176 237H177V236H176ZM190 237H191V233H190ZM219 237H221V235H220ZM229 237H230V235H229ZM235 237H236V235H235ZM240 237H241V235H240ZM240 237H239V238H240ZM183 238H184V237H183ZM200 238H201V239H200ZM174 239H175V238H174ZM181 239H182V238H181ZM186 239H187V238H186ZM190 239H191V238H190ZM190 239H189V237H188V240H187V241H189ZM202 239H203V242H202V245H201V241H202ZM221 239H222V238H219L217 241H219V243H220V241H221L222 244H223L224 241H222ZM228 239H229V240H228ZM236 239H237V238H236ZM236 239L234 240V243L237 241ZM240 239H242V238H240ZM240 239H239V240H240ZM184 240H185V239H184ZM239 240H238V242H239ZM246 240H247V239H246ZM172 241H173V240H172ZM174 241L176 242V240H174ZM174 241H173V242H174ZM180 241H183V239L180 240ZM185 241H186V240H185ZM198 241H199V242H198ZM217 241H214V242H217ZM241 241H242V240H241ZM123 242H124V241H123ZM144 242L148 243L149 240H148V242H147V240L144 241ZM178 242H179V241H178ZM238 242H236V243H237L236 248H237V246H240V245L242 246L243 244H245V245H247V247H246L245 245H244V247H246V249L248 248V249H247L248 251H253V250H254V248H253V247H254V246H253L254 244L251 243L249 240H248V241H245V240H244L243 242H247V243L250 242L251 245H250V244H246V243H242V242H240V243H242V244L238 245V244H239ZM258 242H259V240H258ZM262 242H264V240H262ZM11 243H12V242H11ZM126 243H127V245H128V242H125V244H126ZM180 243H181V242H180ZM183 243H185V242H183ZM208 243H209L210 245H209ZM232 243H233V242H232ZM260 243H261V242H260ZM15 244H16V243H15ZM15 244H14V245H15ZM185 244H186V243H185ZM205 244L208 245V246H210V247L206 246ZM230 244H231V243H230ZM252 244H253V245H252ZM262 244H264V243H262ZM10 245H11V244H10ZM186 245H187V244H186ZM188 245L191 246L192 244H188ZM188 245H187V246H188ZM211 245H212V246H211ZM217 245H218V246H217ZM232 245L235 247L234 244H232ZM249 245H250L253 249H252L251 247H248ZM256 245H257V244H256ZM259 245H260V244H259ZM12 246H13V245H12ZM15 246H16V245H15ZM173 246H174V245H173ZM183 246H184V245H183ZM183 246H182V247H183ZM187 246H185V247H183V248L186 249ZM203 246H204V247H203ZM233 246H232V247H233ZM241 246H240V247H241ZM261 246H262V245H261ZM261 246H260V247H261ZM182 247H180V248H182ZM207 247H208V249H206V251L204 252L205 255L202 254L201 252L203 251V248L205 249V248H207ZM232 247H231V245H230V249H232V252H233V248H232ZM244 247H242V248H244ZM257 247H258V246H257ZM260 247H259V248H260ZM262 247H264V246H262ZM262 247H261V248H262ZM187 248L190 249L191 247H187ZM193 248H196V247H193ZM236 248H234V249H235V250L241 249V248H237V249H236ZM249 248H251L252 250H249ZM171 249H172V248H171ZM176 249H177V248H176ZM188 249H187V251H188ZM244 249H245V248H244ZM162 250H163V249H161V251H162ZM173 250L175 251V249H173ZM173 250H172V252H173V255H174V251H173ZM178 250H179V249H178ZM201 250H202V251H201ZM225 250H227V254H226V251H225ZM255 250H256V249H255ZM158 251H159V250H158ZM166 251H167V250H164V252H166ZM170 251H171V250H170ZM170 251L168 250V254H167L168 257H169V252H170ZM176 251H177V250H176ZM244 251H245V250H244ZM259 251H260V250H259ZM236 252H237V251H236ZM236 252H235V253H236ZM242 252H243V251H242ZM242 252H241V253H242ZM253 252H254V251H253ZM162 253H163V252H162ZM175 253H176V252H175ZM178 253H179V252H178ZM189 253H190V252H189ZM199 253H201V255H200ZM208 253H210V252H208ZM237 253H240V252H237ZM260 253H261V252H260ZM148 254H149V253H148ZM148 254H147V255H148ZM182 254H183V253H182ZM182 254H180V255H182ZM167 255H166V256H167ZM175 255H176V254H175ZM175 255H174V256H175ZM203 255H204V256H203ZM214 255H215V256H214ZM255 255H256V254H255ZM148 256H149V255H148ZM154 256H155V255H154ZM164 256H165V254H164ZM166 256H165V258H163L164 260L166 259ZM174 256H172V259H174V258H173ZM177 256H178V254H177ZM183 256H184V255H183ZM183 256H182V257H183ZM212 256H213V257H212ZM243 256H244V254H243ZM257 256H258V255H257ZM261 256H264V255L261 254ZM168 257H167V259H168ZM189 257H190V255H189L187 258H189ZM220 257H221V258H220ZM246 257H247L246 255H245V257H236V259H235V257H233V259H234L235 261L232 260V259H230V260L234 261L232 264H234V263L236 264V262H237V264H240V263L242 262L241 260L244 261ZM258 257H260V256H258ZM156 258H157V257H156ZM159 258H160V257H159ZM159 258H158V261L160 260ZM191 258H192V257H190V259H191ZM212 258H213L214 260H213ZM229 258H230V257H228L227 260H229ZM240 258H241V259H240ZM242 258H244V259H242ZM252 258H253V257H252ZM261 258H262V257H260L259 259H261ZM146 259H147V257H146ZM172 259H171V261H170L169 264L172 263ZM190 259H189V260H190ZM208 259H210V260L212 259V260L210 261V260H208ZM217 259H218V261H217ZM221 259H223V260L221 261ZM225 259H226V256H225ZM238 259L240 260V263H238ZM257 259H258V258H257ZM182 260H183V259H182ZM182 260H181V261H182ZM227 260H226V261H227ZM230 260H229V262H232V261H230ZM145 261H146V260H145ZM151 261H152V260H151ZM155 261H157V260H155ZM166 261H167V260H166ZM166 261H164V262H166ZM186 261H187V260H186ZM190 261L192 262V259H191ZM209 261H210V262H209ZM245 261H246V260H245ZM251 261H252V264H253V261H254V260L251 259ZM164 262H163V263H164ZM173 262H174V261H173ZM195 262H193V263H195ZM205 262H204V263H205ZM246 262H247V261H246ZM246 262H245V264H246ZM248 262H249V259H248ZM257 262L259 263V261H257ZM260 262H261V263H259V264H264V263H262V262H264V261H261V260H260ZM153 263H154V262H153ZM159 263H160V262H159ZM166 263H167V262H166ZM166 263H165V264H166ZM176 263H177V262H176ZM176 263H175V264H176ZM178 263H179V262H178ZM182 263H183V262H182ZM182 263H181V264H182ZM186 263H189V262H186ZM186 263H185V264H186ZM193 263H192V264H193ZM208 263H207V264H208ZM211 263H210V264H211ZM255 263H256V261H255ZM255 263H254V264H255ZM2 264H3V263H2ZM151 264H152V262H151ZM160 264H161V263H160ZM195 264H196V263H195ZM199 264H201V263H199ZM230 264H231V263H230ZM242 264H243V262H242ZM250 264H251V263H250Z\"/></svg>", "mask_w": 264, "mask_h": 264}]
</instances>
